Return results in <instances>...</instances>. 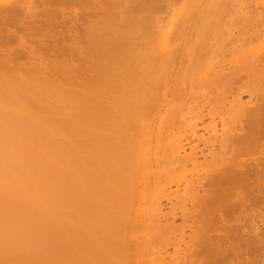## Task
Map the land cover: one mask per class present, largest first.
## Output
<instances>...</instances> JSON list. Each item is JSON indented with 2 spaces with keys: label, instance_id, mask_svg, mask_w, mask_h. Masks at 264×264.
<instances>
[{
  "label": "bare ground",
  "instance_id": "obj_1",
  "mask_svg": "<svg viewBox=\"0 0 264 264\" xmlns=\"http://www.w3.org/2000/svg\"><path fill=\"white\" fill-rule=\"evenodd\" d=\"M85 1H86V3L89 1H92L90 3H93V0H88V1L85 0ZM100 1L98 0V2H100ZM131 1H133V0H131ZM131 1L129 0V2H131ZM186 1L192 2V4H191L192 7L189 5L190 3L187 2V4L189 5V8H188V6H187V8L189 10L186 7H184V8H186V10L183 8V10H185V12L182 10V12H184V13H186V11H189V12H187L188 14H183V16H182V17L186 16L185 20L182 19L183 21H185V23H183V21L179 18V17H181V15L177 14L179 19L178 18H177V20L175 19L176 22L174 21L173 22L174 25L173 24L172 25L174 26L173 28H175V26H176L177 27L176 29H178V27H179L180 30L176 31L175 29H173L171 27L173 30L170 31L173 33V35L175 33V35L178 37L180 35H181L180 37L183 36L182 39L184 38V36L187 33L185 29L189 28L188 27L189 23H190L189 21H191L192 14H193L192 11H195L196 10L195 8H197L198 4L199 3L201 4V2L203 0H186ZM227 1L228 0H219V1L215 0L214 2L211 1L210 3L213 6L211 5L212 7L210 6V9L214 8L213 10L211 9V15H209L210 10H207L208 8L206 9L202 6L204 8V10H203L204 12H203L202 11L203 8L200 7L201 12L204 13L201 16L203 17V15H205V13H206V15L208 14L209 16H211V18H210V25H211V21H212L211 19L212 18L213 19H214V17L217 18V15H220L219 18H221V14L222 15L224 14L226 16V14H225L226 9H224V5ZM234 1L235 0H233V2ZM236 1L238 3L239 0H236ZM42 2L43 1L40 0V3H42ZM74 2L71 1L70 3H74ZM76 2L78 4L79 1L77 0ZM76 2H75V5H77ZM105 2H108V1L102 0L100 2V4L98 5V7H100L101 5L104 4L107 6L106 8H110V6L112 5L111 6L112 9H115L114 13L117 10L116 15H114L117 18H118L117 13H119L117 8H119V5H120L119 11L123 12L126 10V7H128L125 5L129 4L128 0L127 1L125 0V2H124V0L123 1L122 0H116V1L110 0V2H112L114 4V6L116 5L115 6L116 8H115V7H113V4H111L110 2H108L110 4V6H108L109 4L108 3L106 4ZM206 2H208V1H206ZM233 2H232V4H233ZM241 2L244 4L243 0ZM241 2H240V4H241ZM90 3H88L87 7L88 8L92 7L94 9L96 8L95 9L96 12L99 11V13H100L99 14L97 12L99 14V17H98V15H96V12L94 11V9H92L93 12L90 13L91 17L93 16L96 18V20L94 19L95 21L93 20V22H95V26L92 22H91L92 24H90V21H92V19L87 20L85 17V20H87L90 25L84 23V21H83V28L80 27L81 28L80 29L79 27L76 26L75 31L77 32V30H76L77 28H79L82 31L85 30L84 34L87 35V40L91 38L90 40L92 41V38H93V42L95 40H98V42L97 41H95V42H97L99 44L101 42L102 38H104L106 41L107 38L110 36V35H108L109 33L106 34L105 31L107 28H105V26L108 27L110 30L112 28V25H111V28L109 26L110 23L113 24V22H114V25H115V24H117L116 22H118V21H121V22L123 21L124 23L127 22V20L123 19L124 15H126L124 13H126V12H123L124 15L122 14V12H120L121 16L119 15V18H118L119 20L115 21L117 18L115 19V18H113V16H111V15H113L111 12L112 10H106L104 5H103V6H101V8L103 9V12H102L101 11L102 9L95 6L98 3L94 2L93 3L94 5H92ZM116 3H118V5ZM122 3H124L123 7L121 6ZM134 3L135 2L133 1V4ZM196 3H198V4H196ZM205 3L203 1L204 6L205 5L207 6V3L206 4ZM214 3H216V4L218 3L219 5L218 4L215 5ZM29 4L30 3L28 0H14L12 2L10 0H5L4 2L0 3V33L1 34L6 33L3 31V29L5 28V30H6V22H8L10 18H12V17L17 18V17H19V15H21V14L24 15L26 12H27V18L26 17H25L26 19L25 18H17L20 20H18V21L16 20V26L15 27H17V24L19 21H20V23H21V21L22 22L25 21V24L27 27V23L29 21L30 26L28 24V27H31V29L33 27L35 28V24H36V27L38 26L37 29L39 28L40 25H38V24H41V23L40 22L35 23V21L33 22V20L36 18L35 15H33V14H36L35 12H37V11L40 12L42 10L39 8H36L37 6L34 8ZM133 4L130 3V6ZM185 4H186V2H185ZM235 4H236V2H235ZM235 4L233 6H236ZM43 5H45V4L44 3L40 4V7ZM195 5H196V7L194 8ZM228 5L232 6V5H230V2H227L225 7ZM257 5L259 6V4H257ZM214 6H217V11H216V8ZM220 6L223 7V9L221 11H220V8H221ZM229 6L227 7V10H230ZM242 6H244V5H242ZM262 6H264V5L262 4ZM262 6H261V8H262ZM58 7H56V8L52 7V8L57 9ZM239 7H241V6H239ZM30 8H34V10L39 9L37 11L32 10L33 14L30 15V18L32 17V19H30L28 17V13L30 14V12H31ZM52 8H50V10L52 12H54V10H52ZM25 9H27V10L25 11ZM42 9H43V7H42ZM121 9H125V10H121ZM190 9H192V10L190 11ZM60 10H62V7L59 9V11ZM131 10H132V8H131ZM205 10H207V11H205ZM214 10H215V12H214ZM227 10H226V13L230 12ZM244 10H246V9L244 8ZM28 11H30V12H28ZM44 11L45 10L42 11L44 16L46 15V13L51 12L49 10H46L48 12L45 13ZM59 11H57V12H59ZM104 11L105 12L108 11L109 13L108 12L105 13ZM126 11L128 14V10H126ZM218 11H220L222 13H220ZM260 11H261V9H260ZM179 12H180V14L182 13L180 10H179ZM201 12H200V14H201ZM212 12H214L216 15H212L213 14ZM243 12H245V11H243ZM51 13H49V14H51ZM84 13H86V11H84ZM101 13H103V14H101ZM110 13H111V15H110ZM233 13H235V14H233ZM248 13H249V11L245 14L249 15ZM104 14L106 15V17L104 16ZM236 14L238 15L237 8H236V11L234 10V12H232L231 16L236 15ZM36 15H37L36 20H38L40 18V16H39V14H36ZM100 15H101V18H100ZM258 15H260V14H258ZM33 16L35 17L34 19H33ZM50 16H52V15H49L48 17H50ZM84 16H85V14H84ZM110 16H111V18H110ZM129 16H130V14H129ZM188 16L190 18H188ZM242 16H244V14L241 15V17ZM67 17H69V16H67ZM28 18L30 20H32V22L34 23V24L33 23L32 24L34 26L30 23V20ZM42 18H40L41 21H43ZM46 18H43V19H45V21H46ZM130 18L131 17H129V19ZM172 18H174V17H172ZM205 18H206V16H205ZM205 18H202L203 22H204V20L207 21V19H205ZM232 18H233V16H232ZM104 19L109 20V21H111V20L113 21L114 19L115 20L113 22L111 21L109 23L106 20H105V22L102 21ZM198 19L199 18H196V20L200 21V24H201V20H202L201 17H200V20H198ZM208 19H209V17H208ZM26 20H27V22H26ZM47 20H49V19H47ZM53 20H55V19H53ZM79 20H81L80 17H79ZM79 20L78 21L75 20V21H77L75 23H78ZM171 20L173 21V19H171ZM180 20L182 21V23ZM196 20H194V21H196ZM222 20H225V19H222ZM50 21H52V19ZM58 21H60V20H58ZM64 21H66V22L71 21L70 22V24H71L73 20H71V18H68ZM177 21L179 23H181L182 25L179 23H178V26L175 25L177 23ZM11 22L12 21H10L9 23H11ZM53 22H54V24H56V21H53ZM60 22H62V19ZM63 22H62V24L61 23H58V24L59 25L61 24L60 26H63V24H64ZM102 22H104V24ZM217 22L220 23L221 21L219 22V20H217L216 23ZM243 22H245V21H243ZM48 23H51V22L48 21L47 24ZM75 23H74V25L70 26L71 31L68 29V32L69 31L72 32V30L74 29V27H72V26H75L76 25ZM98 23H99V25H98ZM194 23L195 24H192L193 26L196 25V22H194ZM198 23L199 22H197V25L195 27L199 26ZM204 23H206V22H204ZM212 23H213V21H212ZM19 24H18V26H19L18 29L22 26L21 24H23L24 26L21 27V29L23 30V27H25V24L21 23L20 24L21 26ZM68 24H66V25L68 26ZM80 24H79V26H80ZM84 24H86L88 28L86 27V25L84 26ZM183 24L186 28L183 26ZM14 25H15V23H14ZM50 25L51 24H49V26ZM66 25H65V27H63V31H64V28H66ZM179 25H181V27ZM203 25L205 26V28L207 30L208 24H206V25L203 24ZM98 26L99 27L101 26V27L99 28ZM234 26L235 25H233L231 27L232 30H233ZM9 27H7V28H9ZM26 27L24 28V30L27 32L29 28H27V30H26ZM51 27H53V25ZM96 27H98L99 29H96ZM113 27H115V26H113ZM116 27H120V25L117 24ZM195 27H193V28H195ZM200 27H203V26L201 25ZM86 28L90 29V31L86 30ZM101 28H103V29H101ZM199 28L194 29L193 32L195 33L197 30L196 33H198V34L195 33L196 34L195 38L189 37V40L185 43L183 50L181 49L182 50L181 59L180 60L178 59L179 61H181V64H182V61L184 62V60L186 61V59H187L188 62L186 61L184 63H186V65L189 64L190 66L187 65V66H189V68H194L195 64H193L194 60H192V59H194V57L197 56L196 54L200 55L199 53H195V49L198 48V46H200V45L202 46V44H198V45L195 44L192 46L189 44H191L192 40H194L196 43H198L196 40L201 42L200 40H202V38H204V36H205V35L204 36L201 35V33H203L202 31H204L205 28L204 27H203L204 29L201 28L202 31ZM9 29L7 30L8 34H9V32H10V34H11V32L12 33L14 32V31H12V29L9 31ZM100 29H101V31H100ZM116 29H114V30H116ZM130 29H131V27H130ZM239 29H241V28H239ZM32 30L29 29V32ZM35 30H33V32ZM54 30H56V28L53 29V31ZM58 30H62V29L57 28V31ZM66 30H67V28H66ZM98 30H99V32H98ZM103 30H105L104 32L108 37L105 38V35H103V33H102ZM167 30H166V32H167ZM198 30H199V32H198ZM25 31H20L23 33L21 35L19 33H17V35H20V37L22 35L24 36V37L22 36L21 38H19V36H18L19 40L23 41V39H25V40L27 39L28 41L31 42V40H33V38L40 40L41 39V38H39V36H40L43 38V39H41V42L43 43V40H45V43H46V40L49 41L48 38L52 37L51 33H54L53 31L51 33L50 32L47 33L48 32L47 31L46 32L47 34L44 35L45 37L41 36V34L39 33V35L37 34L36 37L31 36L29 38V36L27 35L28 32L26 33ZM49 31H51V30H49ZM82 31L78 32V33L82 34ZM87 31H89V32H87ZM93 31L96 32V36L94 35L95 33H93ZM118 31H120V30H118ZM174 31H176V32H174ZM33 32H32V34L34 35V34L40 32V30L35 31L36 33H33ZM68 32L66 31V33H65V32L61 31V32H59L60 34H58V35L63 36L65 33V34L69 35V37H71V39H72L73 38L72 35H70V33L68 34ZM73 32H74V30H73ZM73 32H72V34H73ZM76 32H74L75 35H73V36H75L77 38L79 36V34ZM109 32H111V31H109ZM113 32L114 31H112V33ZM177 32H178V35L176 34ZM206 32L208 33V30ZM206 32H204L203 34H205ZM218 32L215 34V35H218V37L223 34L220 32L218 34ZM263 32L264 31H262V33ZM61 33H63V34H61ZM100 33L102 34V36H100L101 35ZM130 33H132V31H130ZM230 33H229V35H230ZM76 34L78 36H76ZM90 34H92V36ZM97 34H99V35L97 36ZM240 34L243 35L242 33H240ZM6 35H0V46H2L0 49H2L4 47L3 51H5V52H3L1 50L4 53V55L7 54L6 51L8 49L6 48L7 50H5V47H7V46H4L3 44L6 45V44L11 43L10 38ZM25 35L27 36V38H25L26 37ZM58 35H56V36H58ZM257 35H255V36H257ZM263 35H264V33H263ZM54 36L55 35H53V38H56ZM59 36L57 38H59ZM81 36L83 37V39L86 38V36L84 38L83 35H80L79 36L80 38L78 37V39L80 41L82 39ZM114 36H115V34H114ZM176 36H174V37H176ZM189 36H190V34H189ZM201 36H203V37H201ZM261 36H262V34L259 37H261ZM64 37H66V36L64 35ZM88 37H90V38H88ZM96 37H98V38L102 37V38L99 41L100 38L98 39ZM180 37L176 41L179 42V40H181ZM220 37H222V36H220ZM232 37H233V35H232ZM44 38H46V39H44ZM53 38L50 39V41L52 40L51 42L54 41ZM66 38H68V37H66ZM167 38L169 39V37H167ZM167 38H166V40H167ZM172 38L173 37L171 36V39ZM186 38H187V36H186ZM210 38H211V36H210ZM254 38L257 39V37H254ZM15 39L17 40V38H15ZM61 39H62L61 40L62 42L61 41L60 42L65 43V44H63L64 48H66L68 45L70 46V44L68 42H71L72 40L74 43L73 45L77 46V44H75V42H77L78 39L76 40L75 38H73L71 40L69 38L70 40L67 41L68 45L65 42L66 40L63 42L62 37H61ZM74 39H75V41H74ZM112 39H114V38H112ZM259 39L261 40V38H259ZM19 40H17V41L21 42ZM87 40H86V42H87ZM154 40H153V43L156 44L154 42ZM163 40L165 41V39H163ZM224 40L225 39L220 38L218 41L222 42ZM263 40H264V38H263ZM26 41H23L24 42V44L22 43L23 46L21 43H19L22 48L25 46L26 49H30V51H27V54H26L27 57H25V58H29L30 56L28 57V53H30L31 55L34 54L35 55L34 57H38L39 60L41 61L39 56H41V54H44V52H42L40 54L41 51L39 48L35 49V50H38L37 55H38V53L40 55L36 56L35 51L32 52L34 50L33 48L37 47L35 45L37 42L35 44L27 43L30 46V48H29L28 45H25ZM56 41H58V40H56ZM194 41H193V43H195ZM243 41L245 42V40H243ZM18 42H16V43L18 44ZM41 42L39 41L37 43V45L39 43L41 45H43ZM172 42H173V40H171V43ZM247 43H249V40ZM14 44H12L13 48L14 47L17 48V45L14 46ZM30 44L33 47L32 49H31ZM47 44H44V45L46 46ZM54 44H55L54 42L52 44H48V45L52 46V48H50V47L49 48L47 47V48L54 50L55 46L57 47L60 45V44L59 45H54ZM98 44L95 43L96 48H97ZM101 44H102V42H101ZM107 44H109V43H107ZM164 44H167V45L165 46L166 48H164V50H162V51H160V49H159L160 45L158 46L159 47L158 49H155L156 48L155 46L157 45L156 44V45H154V47L150 46L151 51H152L151 53L148 54V53L144 52V54H148L150 56L149 57L147 55L150 59L147 58L146 55H144L142 57H144V58L146 57L149 60L152 59V62H151L152 65L150 64V61H148L146 58L145 59L148 61L147 64H149V65L145 66V63L147 61L146 62L142 61V63H144L142 68L139 67L138 64L135 65L139 68V70L137 69L138 70L137 72L143 71L141 74H143V73L144 74H143V76L141 75L142 78L139 77V79H137V80L134 79L137 81V83H134L135 84L134 89L133 88L130 89L128 85H124L127 83L126 80H124V79L129 80L128 75L125 74V72L129 71V70H126V71L121 72V73H120V71L115 72V70H113V68L112 69L107 68V70L106 69L103 70L104 67L98 64V66H100V68H98V70H99V72L102 70L101 72H102L103 76L101 73H100L101 75H99L97 72L99 77L102 76V79L100 78L101 79L100 80L98 78V76L96 75L97 76L96 78H98L100 80V81L98 80L100 83L98 82V84H97V81H96V86H94L95 83L93 85V83L91 82V85H93V88H95V89L90 94H88L89 92L88 93L85 92L86 91L85 87H83V88L78 87L77 88V85L72 84V83L77 82L78 80L75 79V77H74V78H72V80H76V81L71 82L70 78L72 75L69 76L70 74L68 73V70H67L68 68L65 69L66 64H65V66H63L64 63H61V64H63L62 65L63 68L65 67L64 68L65 71H64V69L62 67H60L61 64L59 66V62H58V64L56 61L53 62L57 65V67L59 66L58 68L63 69L62 73H60V74L66 82L65 85H64V83L59 81V80H61V79H58L59 76L57 74H59V73L56 72L57 74H55V72H53V69L51 71V69L49 70L48 67H46V66H49V63L47 65L43 61L49 60L50 55H55V54H51L52 52L54 53V51L50 50L51 52L49 53V56L46 55V57H47V58H45L46 60L44 59V56H41V58L43 60L41 62L40 61L39 62H40V64L42 63V64H45L46 66H42V64L39 65V63H38L37 65H39L41 67H37L36 63L38 61V58L36 61L34 60L36 58L33 59L36 62L35 66H34V64H33L34 61L32 63V60H31L32 57H31V58H29L31 60V62L28 61V59L24 58L26 64L24 66V63H22L23 67H25L22 69L20 66H22L21 62H23L24 59H22V61L17 60V63L20 62V66L17 65L16 61L14 60L15 61L14 63L17 66H19L18 68H17V66L14 68V66H15V65H13L14 63H12V61H10V59L6 58L8 56V54L5 56V58H6L5 59L3 57L4 56L3 53L1 52L3 56L2 55H0V56H2L4 58L3 60L8 61V63L6 62L8 65L5 63V61L2 62L3 61L1 59L2 57H0V59H1V62H0V264H172L173 263L172 261H174V263H178V264H190L189 261H193V260L188 259V257L190 256L188 249H189V246H194V244H193L194 239L196 240V238H197V236H196L197 223L199 225L201 224L204 226V227L201 226L202 229H204L203 234H204V237L206 239V241H204V242H214V244H215L214 246L217 245L215 248H218V249L221 247L220 243H222V242L228 243L229 242V245L225 243L227 245V246L226 245L225 246L228 247L227 253L228 254L230 253L229 255L225 254L224 251L220 250V252H223V255H224L223 260H225V259H227V257L231 256L229 259H231L232 264H264V262L262 260L257 261V259H259V257H260L259 253H257V251L259 249L260 250L263 249V251H264V212H263V209H264V101L261 99L260 100L263 102L259 101V98L264 99V97H262V96L259 97V94H260L259 89L262 90L261 88H264V42L258 43L256 45L253 44V46H251V48L249 47V49H246L245 51H243L242 47H238L239 46L238 45V46H236L237 48L235 47V49L230 50V53L228 54L229 58L225 55V52L227 51V49H226L227 47H223L224 50H222V52L220 50L221 58L224 59L227 57V62H226V60L225 61L223 60L225 63V66H226V64H228L230 66L231 65L230 63H233L237 66L239 64L245 65V68H244L245 69V77H247V78L246 79L244 77L243 78H244V80L248 79L247 81H250L251 85L249 84L250 86L248 87V85H245L243 82H242V84H240V82L238 81L241 86L237 85L239 87L235 86V88L236 87L237 88L233 89L234 88L233 85H235V84H232V82H234L233 80L227 79L228 81L229 80L232 81L230 84V86L232 85L231 86L232 88H229L230 86H228L229 85L228 83L230 81L227 83L228 85H226L227 88L224 85V83H222L225 86V88L227 89V91L226 90L225 91L232 98L230 101H228L227 99H225V100H227V101H225L223 99L224 97L219 95L220 97H222V99L225 102L229 103V106L226 103L228 107H225L226 105H224V108H225L224 110L226 111L225 113L223 110L220 111L219 106H218L219 109L218 108L216 109L214 107L216 110L215 111L213 109L214 112L207 111V112H209V114L206 113V114H208L206 116H209V117L211 116L210 119H212V120L209 121L208 125L206 124L207 126L205 125V128H204V126L203 127L201 126L202 129H204L206 132H208V136L205 139H204L205 136L202 138V137L196 135V133H197L196 130L198 128V126L196 124V122H197L196 120L199 119V121H200L203 118H205V117H201V119H200L199 116H201V115L204 116L205 114L203 115V113H201L204 111V106H203V111H201L199 109L200 108L199 106L202 105L203 102H205V104L208 105V102H210V104H211V103H213V101L215 99H218V98H215L213 100L212 98H209L210 101H208L207 97L212 96L214 91L213 92H212V90L210 91L211 87L206 88L205 86L208 87L209 85L212 84V88H213V85L215 86L214 87L215 89H216V87L217 88L220 87V84L218 86V84H217L218 82H216V81L219 80L220 78H221L220 80H222V81H223V79L225 81L226 78H230L231 73L228 72V74L230 73L228 75V74H226L227 71H229L231 69L230 71L232 73H235V70L237 69V67L234 65V67H236V69L234 70L233 64H232V66H231L232 68H229V66H226V68L227 67L228 68H227V71H225L226 69L224 68L223 62H222V66H221V63L219 62L220 66L219 67L217 66L216 68H212L214 65L211 68L209 66H207L209 63L208 62L206 65V68H207L206 69L205 67H203L204 64H203V66L201 65L202 63H204L203 61H205V60L202 61L200 58L197 57L199 59V61L197 63H199L203 67V69H202V71L200 70L197 73V76L193 75L195 77L194 81H195V79H197L195 82L194 81L193 82L196 84V82L198 81L197 85L199 86V88L201 87V89L199 91L203 92V90L207 89L203 93L206 95V92H207V94L209 95V96H205V95L201 96V97L205 96L204 97L205 99L201 98V97L198 99V97L200 95H202L203 93L201 94V92H199L200 94H198L197 89H199V88L197 87V85L195 87V84L193 85V82L191 80V78L193 79V76H191L192 72L190 74L189 71H188L189 73L187 71L186 72L184 71L187 67L184 65V63H183V66H185V67H182V68H184V70L181 69L182 70L181 71L178 68L180 71H177L179 75L181 74V77H179V75H177L175 72L174 74H176V77H175V75H173V76L176 79H175V82L172 83V80L170 78V76H171L170 74L172 71L171 69H173V65L175 64L174 58H176L175 55H176V52L178 51V49H177L178 47L174 46L172 44V45H170L171 48L174 47V48H176V50L170 49V47L168 46V42L164 43ZM176 44L180 45V42L176 43ZM204 44H205V42H204ZM206 44H207V42H206ZM242 44H243V42H242ZM245 44H244V46H245ZM10 45H8V46H10ZM53 45H54V47H53ZM63 45L61 44L58 47V49L61 48V49H63V51L65 50V52H67V50L63 48ZM65 45H67V46H65ZM78 45H79V42H78ZM86 45H88V44H86ZM92 45H94V43ZM103 45L104 44H102V45L99 44V46H102V47H103ZM43 46H41V47L43 48ZM69 46L67 47V49L71 48ZM204 46H205L204 47L205 49H203V46H202V48L199 47V49H198V52H199V50H202V51H200V53L204 57H206L204 55V54H206V53H204V51H207V50L209 51L207 53H210V51L212 53L213 52L216 53V51L218 50L217 53L220 55V52H219L220 48L216 47L215 44H214V46H210V48L207 47V49H206V46H208V45H204ZM246 46H247V44H246ZM248 46H250V44H248ZM21 47H19V45H18L17 50L21 51V49H22ZM86 47H88V46H86ZM194 47H196V48H194ZM9 48L11 49L12 47H9ZM74 48H76V47H74ZM208 48L211 50H209ZM215 48H217V50ZM26 49L23 48V50H26ZM70 50L72 51L74 49L71 48ZM70 50H69V52H71ZM81 50H78V52H80ZM10 51H12V49ZM74 51H72V52H74ZM96 51L97 50H95V52ZM14 52H15V49H14ZM21 52L24 53V51H21ZM48 52L49 51H47V53ZM58 52L61 53L60 51H58ZM95 52L93 54H95ZM170 52H173V53L175 52L174 56H172V53H170ZM223 52H224V54H223ZM88 53H89V51H88ZM84 54L87 55V53H84ZM98 54H99V52H98ZM193 54H195V55H193ZM81 55H82V53H81ZM96 55H94V56H96ZM219 55H218V58H220ZM223 55H225L226 57H222ZM236 55L240 58L241 61H239V59L236 58ZM71 56H73V53L69 57L67 55V57H68L67 59H71ZM212 56H211V58H212ZM230 56H231V58H230ZM17 57H18V55H17ZM50 57H52V56H50ZM207 57H208V55H207ZM8 58H9V56H8ZM144 58H142V60H144ZM214 58L215 57H213L212 59H214ZM96 59L98 60L99 58H96ZM117 59H119V58H117ZM229 59H230V61H229ZM53 60H51V61H53ZM130 60H132V59H130ZM139 60H140V58H139ZM197 60H195L194 63H196ZM200 60L202 61V63ZM9 61L11 62V64H9L10 63ZM27 62L29 64L31 63L30 67L28 66L29 64H27ZM61 62H63V61H61ZM68 62L72 63L70 61H68ZM134 62L137 63L136 60L135 61L133 60V62L131 61V63H134ZM2 63H5V64H2ZM65 63H66V61H65ZM69 63H67V66ZM127 63H129V62H127ZM142 63L140 62L139 64H142ZM55 64H50V65L55 66ZM94 64H95V62H94ZM191 64H193V65H191ZM199 64L198 65L196 64L195 68H196V66H198V68H199ZM12 65H13V68H11ZM31 65L34 66L35 68L33 69ZM75 65L72 63V66H75ZM113 65H115V64H113ZM7 66L8 67L11 66V67L8 68ZM26 66H28V67H26ZM91 66H89V67H91ZM117 66L118 65H116V67ZM120 66H121V64L119 65V67ZM122 66H123V64H122ZM125 66L122 68L117 67L116 71L122 70L123 68H125ZM127 66H128V64H127ZM130 66L132 67L131 70L135 67L133 64ZM181 66L182 65H180V67ZM57 67L55 66L52 68H55V70H56ZM112 67H115V66H112ZM136 68H134V74H133V70H132V72L130 71L131 73L130 72H126V73H128V74L130 73L129 76L135 75V78H136V76L138 77L140 75V73H138V75H136L137 74V72L135 73ZM140 68L142 69V71H140ZM204 68H205V70H204ZM89 69L92 71L91 68H89ZM178 69H175V70H178ZM238 69L240 70V68H238ZM69 70H70V68H69ZM79 70H78V72H79ZM232 70H234V71H232ZM218 71H219V77H220V75H222L220 78L218 77ZM222 71H225V72L222 73ZM80 72H81V70H80ZM122 73L124 74L125 77L127 76L128 78L127 77L125 78ZM184 73L185 74L188 73L189 76L187 77L186 76L187 74L185 75ZM238 73L239 72H237V74ZM56 75L58 77H56ZM120 75H122L124 77L123 78L121 76L123 78L121 80H124L126 83H122L121 80H119L121 77H118V76H120ZM199 75H201V76L199 77ZM226 75H227V77H226ZM78 76H80V75H78ZM234 76H235V74H234ZM81 77H83V75ZM81 77H80V79H81ZM92 77L95 79V76H92ZM198 77H199V80H198ZM210 77H212V79H210ZM83 78H85V77H83ZM131 78L132 77H130L129 81L132 80ZM185 78H188L187 82H189V83L187 86H189V84H190V88L187 86H184L185 84H183V83L186 81ZM235 79H237V78L234 77V80ZM249 79H252V82ZM69 80H70V83H68ZM81 80L79 81V83L81 82ZM138 80H139V82H138ZM239 80H241V79H239ZM87 81H89V80H87ZM247 81H246V83H248ZM187 82H185V83H187ZM215 82H216V85H215ZM79 83H78V86H80ZM175 83L176 84L178 83L175 87H176V92L179 91V93L177 94V96L175 94H173L172 91H174V88L172 87L173 89L171 92L176 97L171 96V97H173V99L171 102H168V99H167L168 95H169L168 91L170 90V87ZM219 83H220V81H219ZM80 84H82V82ZM84 84H85V82L83 83V85ZM87 84L88 83L86 82V85ZM138 84H141V86L136 87V85L138 86ZM181 84H182V86H180ZM88 85L90 86V88L92 87L90 85V83ZM129 85L131 86L132 83L130 84V82H129ZM177 86H179V87H177ZM224 86H222V87H224ZM87 88H89V87H87ZM225 88H223V89H225ZM82 89L84 90L85 93L82 91ZM89 89H87V90L89 91ZM190 89H192V90H190ZM195 89H196V91H195ZM193 90L195 91V94H194ZM216 90H215V92H217L216 94L218 95L219 90L218 89H216ZM225 91H224V93H225ZM190 92L194 94V97L191 96ZM222 92H223V90H222ZM227 93H225V94L228 96ZM242 93H245V95L248 96L247 101H242V98H241ZM187 94L190 95V96L189 95L188 96H189V98L191 97L192 100H194L195 98H196V100L198 99L197 102L195 100L192 101V102H195L198 104L197 107H196V105L193 107L194 110L192 109V105L190 103L191 101H189L188 96H186ZM195 95H197V96L195 97ZM184 99H186L185 101H187V99H188V103H190V104L186 103V104H188V105H186L184 103L185 102ZM201 99L203 101H201ZM206 99H207V103H206ZM219 99L216 100L215 102H218V103L220 102L219 104L222 103L221 105L223 106V104H225V102L222 99L221 100H219ZM258 101L261 103H259ZM167 102H168V108L170 110L168 108L167 109L170 112L172 110H174L175 113L176 112L178 113V114H176L179 116V120H177L178 116H176V118H177L176 120L178 122H181L183 120V119L181 120V118H183L182 114H184V112L188 113L191 111L190 112L191 117H192V115L195 116L192 120L193 122L191 121V123L185 122L186 120L182 121V122H185V124L193 125L192 127H191V125L189 126V128L191 127V130L188 129V127H186L188 125L185 126L193 134V139H195L194 138L195 136H198V138L196 137V139H195L196 143H194V140L192 139L193 143L195 145L194 144H192L191 146L189 145V148H188L189 152H187V153H186V151H187L186 148L188 147V144H187L188 140L186 141L187 138H185L186 136L184 135V133H182V134L180 133V129H181L180 127H182V125L180 126L178 123V126H179L178 130L179 131L177 130V128H176L177 131L172 130L173 129L172 125L170 126V123H169L170 120L166 119L170 115H168L169 113L167 112L168 110H166V108H165L166 106L164 107L165 109L163 108V104L166 105ZM183 105H186L187 108L190 106L191 108L189 107L190 109L188 108L189 109L188 110L186 107L184 108ZM182 106H183V108H182ZM176 107L180 108L181 111L180 110H178V111H180L182 114L180 112H178L177 109L175 110ZM247 107H248V109H247ZM163 109L165 110L164 112L162 111ZM184 109H186L187 111L186 110L184 111ZM245 109L248 110V111H246V113H244ZM217 111L223 112V113H221V115H218L219 113H217ZM175 113L172 112L170 114H175ZM245 114H247V117L245 116ZM243 116H244V119H247V120H245V125H246L245 128L246 129H245L244 133H242L244 131L243 130L244 129L243 128L244 123L243 124L240 123V121L243 120ZM172 117H173V115H172ZM216 117L218 118V121H220V126H221V127H219L220 128V134L218 133L219 130L217 131L218 126H217L216 121L214 120ZM168 119H171V118H168ZM174 119L173 120L171 119L173 121L171 124H174V121H175ZM194 119L196 122L194 121ZM166 122L168 123V125L166 126V128H165V126L163 128V125L167 124ZM201 123H202V121H201ZM235 124H237V125H235ZM170 128H172L171 130L173 132L170 130ZM186 128H185V130H186ZM164 129H165V132L166 131H171V132H166L167 135L164 136V133H165ZM183 130H184V128H183ZM238 132H239V135H237V136H239V138L236 139L237 140L236 141L235 138L237 136H233V133L238 134ZM230 137H231V139H229ZM190 138H192V137H190ZM199 138H200V143L202 140L203 143L204 142L206 143L205 144L206 146L208 144L211 145V146L209 145L211 148L208 149L210 151L207 150L208 154L205 153L206 156L204 157V159L201 158L202 162H201V160L199 161L197 159V157H199L200 155H201V157H203L202 156L203 154H201V149L199 151L200 155L199 154L197 155L198 145H196V144H199V141L197 143V140H199ZM233 138L236 141V142L234 141L236 146L231 141ZM190 140H189V142H190ZM192 140H191V142H192ZM258 143H260V145L257 146ZM205 145H204V148H206ZM195 147L197 149L196 151H195ZM167 150H168V153H167ZM181 153H182V155H181ZM209 156H210V159L207 158ZM198 161L201 163H199ZM164 162H166L167 165L166 164L164 165L163 164ZM175 165H176V167H175ZM188 165L191 166V167H189V170L187 169ZM172 166H173V168L175 167L177 169L176 170H174L175 168L172 169ZM209 174L212 177V178L209 177L211 180L204 183V184H207L208 185L207 187L209 188L208 194H207L208 197L206 196L205 198H202V199H204L203 202L200 201L202 203L199 202L200 205H202V207H200V205L198 203V206L200 208H202L204 211V213H202L203 212L202 210L201 211L199 210V212H198L197 208H199V207H197V204H196L197 202L195 203V199H196V201L198 200L197 198L201 194L199 196H197L196 194L199 193L200 191L202 192V194H205L203 192V189L200 190L198 188H200V187L205 188L206 185H204L202 182L206 181L205 177L207 175L209 176ZM188 176L191 179H188L189 178ZM195 177L199 178L198 181L196 179L197 182L200 181L199 186L203 184L204 187L200 186V187L196 188V186H194L195 189L199 190V192H197V191H196V193H194L195 191L191 192V194H192L191 197L193 195H196L197 197L193 196L195 198H193V197H192L193 199L191 198L194 203L191 200L187 201V203L191 204V208H189L190 205H188V207H187V204H185L186 201L184 202V200L190 199L189 198L190 194L188 195L187 193H190V191H192L191 190L193 187L192 185L195 184L198 186V184L195 183L196 181L195 182L191 181V180H194ZM200 178L203 181H201ZM173 180L177 184V188L174 186V188H176V189H174V194L177 198H181L182 201H181V205H179L180 201H178V200H177L178 203L176 201H175V203H172L174 200V197L173 198L171 197L172 198V202H171L172 206L171 207L172 208L174 207L175 209L176 208L180 209L179 210V212H180L179 216H181L183 219V220L181 219L182 220L181 223L186 224L189 221L191 222V223H189L190 225L187 223L188 224L187 228L190 230L191 233L187 236V233L185 234L184 231H182V229H184L185 226L181 229V231H180V229H178L182 235V237L180 238V241H181L180 243L184 244L183 245L184 248L181 247L182 248L181 249L179 247V245H180V244L178 245L179 239L171 242L173 246L171 245L170 242H168V245L170 244L171 247L174 248V250L172 248V251L175 252L173 255L170 254L172 256V258L169 257L170 261H168L169 260L168 256H170V255H169L168 251L166 250V246H165L166 244L164 245L165 242L164 243L160 242L161 244L159 246L155 247L152 242H147V240H146V242H144V248H142L141 242L137 241L140 239V237L137 235L138 232L136 230L139 227L141 229L143 227H144V229H146V227H148L147 232L146 231H144L143 233L141 232L142 234L148 233L147 235H149V231L152 229H154L155 232H156V230L157 231L159 230L158 225H156V229L154 228L155 227L154 222H156L158 224V223L162 222L161 221V220H163L162 218H165V216H166V214L163 213L165 215L163 217V214L161 212L162 206L160 205V201L165 196H167V198H168L169 193L171 195L172 191L169 188H168V190H170L171 192H169L166 189H167L168 185H171L170 183ZM182 182H184L185 184L184 183L183 184L186 186H184L182 184L183 185L182 188L184 189V190L181 189L182 191L180 190L181 187H179V190L181 191L179 194L178 186ZM192 182H193V184H192ZM160 183L161 184L163 183L162 185L164 187H166V189L164 187L162 188V186H160ZM190 184L192 187L190 186ZM182 185H180V186H182ZM195 189H193V190H195ZM205 190H207V188ZM166 191H168L169 193H167ZM183 191L186 195L183 194ZM165 192H166V194H164ZM177 194H179V197ZM182 195L186 196L187 198L185 197V199H183ZM204 196L205 195H203V197ZM160 197H162V198H160ZM171 198L169 197L170 201H171ZM159 199H160V201H159ZM165 200L167 203L170 202L168 199H166V197H165ZM183 203H184V205L182 206ZM142 204L144 205V207H143L144 210L142 208V206H143ZM171 204L169 203V205H171ZM175 204L178 206H176ZM211 204H217V205L220 204L222 206L221 208H223V206H226V204H227V206H226L227 208L225 210L215 214L212 212L213 209H211L212 211L208 209L209 205L211 206ZM160 207H161V209H160ZM157 209L161 213L158 214ZM141 211H142V213H141ZM169 211H171V210H169ZM176 212H175V214H176ZM197 212L200 214V216ZM160 216L162 218H159ZM173 216H174V214H173ZM173 216H172L173 222L171 221L172 224L175 221L174 219L177 218V217H175L176 215L174 216V218H173ZM153 220H154V222H153ZM155 220H158L159 222L155 221ZM255 221H258L260 223V226L257 225ZM139 223L140 224L143 223L142 226H140ZM153 224H154V226L153 227L151 226L152 228L149 227L150 225H153ZM161 224H162V226H161ZM161 224H159V226H161L162 228H165V227H166V229L168 228L167 226L164 225L163 222ZM143 225H146V226H143ZM181 226H183V225H180L179 228ZM175 227H178V226H175ZM260 227H262V228H260ZM169 228H170V225H169ZM162 230H164V229H162ZM162 230H160L161 231L160 233H162ZM150 232H152V231H150ZM198 233L199 232H197V235L200 236ZM134 234H136L138 236V237L135 236L136 238H138L137 240L135 238H133ZM151 234L154 237L155 233L154 234L151 233ZM184 234L189 239L186 242H184V237H185ZM149 236H151V235H149ZM144 237L146 238L145 234H144ZM148 237L146 239H148ZM149 239H148V241H149ZM200 239H202L201 236H200ZM157 240H159V239H157ZM202 241H203V239L200 241L203 244ZM162 244L165 247L164 246L161 247ZM229 250H230V252H229ZM152 251H156V252L152 253ZM163 251L166 254L168 253V255L163 254ZM189 251H191V250H189ZM212 251L214 252V250H212ZM263 251H262V253H263ZM161 252H162V254H161ZM193 253H191V254H193ZM217 253H218V257H219V255L220 256L222 255L221 253H219V251ZM217 253H215V255ZM256 254H258V255H256ZM158 255H160V256H158ZM164 255H166V257H167L166 259H168L167 261L169 263L166 262ZM211 255H213V253ZM153 256L156 257V258H154V260H153ZM201 257H204V256H201ZM190 259H192V258H190ZM262 259H264V258H262ZM194 262L198 263V261H195V260L191 263H194ZM223 262H222V264H223Z\"/></svg>",
  "mask_w": 264,
  "mask_h": 264
},
{
  "label": "rangeland",
  "instance_id": "obj_2",
  "mask_svg": "<svg viewBox=\"0 0 264 264\" xmlns=\"http://www.w3.org/2000/svg\"><path fill=\"white\" fill-rule=\"evenodd\" d=\"M4 1H5V0H3V1L0 0V3H1V2H4ZM10 1L12 2V1H14V0H10ZM28 1H29V3H30L29 5H31V6L34 7V8L37 6L36 8H39V9H41L42 11L45 10V11H44L45 13L48 12V11H46V10L51 11L50 8H52V7H54V8H56V7H58V6H59V7H58L57 9H53V8H52V10H54V12L51 11L53 14H52L51 12H48V13H46L45 16L43 15L42 11L39 12V11H37V10H39V9H37V10L35 9V10L37 11V12H35V13H36V14H39L40 18H42L43 16H44L43 18H46V17H47V18H46V21H45V19H43V18H42L43 21H41L39 17H38L39 19L36 20V19H37V15L32 13V12H33L32 10H34V8H30V9H31V10H30L31 12L28 11V12H30V14L28 13V17L30 18V15L33 14V15H35V17H36V18H35V17L33 16V19L35 18V19L33 20V22L35 21V23H36V22H40V23H41V24H38V25H40V26H39L40 29H39V28L37 29L38 26L36 27V24H35V28H34V27H33V26H34V25H33L34 23L32 22V20H30V19H32V17H31L30 19L28 18V19L30 20V23H31V24L33 23V24H32V25H33L32 27H33L34 29H33V28H32V29H33V30L36 29L35 31H39V30H40V32H38V33H36L35 31L33 32V30L31 29V27H28L29 21H28V23H27V27H26V24H25V21H24V20L27 18V12H26L24 15H23V14L19 15V17H17V18H25V17H26V18L23 20L24 22L21 21V23H24V24H25L26 30H27V28H29L30 30H32V31L29 32V29H28V31H27L28 33L24 30L25 27H23V30L21 29V27L24 26V25L21 24L20 21L18 22V24L20 23L22 26L19 24L21 27L18 29L19 26H18V24H17V27H15V26H16V20L18 21V20H20V19H17V18H14V17L10 18L9 21L6 22V30H5V28L3 29V31L6 32V33H4V32H3L4 34H1V33H0V35H6V34H7L6 36H8V37L10 38V40H11V43L6 44V45L3 44L4 46H7V47H5V50L8 49V50L6 51V53L8 54L9 58H8V56H7L6 58H7V59H10V61H12V63H14L15 61H16V63H17V60H18V61H22V59H24L25 57H27V56H26L27 51H30V49H26V47L24 46L23 48H25L26 50H23V48L20 46L19 43H21V44L23 43V44H24L23 41H26V40H27V39L25 40V39H23V38H22L23 41H22V40H19V38H21V37L23 36V35H22V36L20 37V35L23 34V33L20 32V31H25V32L27 33V35L29 36V38H30L31 36H33V37L35 36V37H36V35H37V34L39 35V33L41 34V36H44V35H46V34L49 33V32L51 33V32L53 31V29L56 28V30L53 31L54 33H51V36H52L51 38H53V35H55L54 37H56V38H53V40H54L53 42L55 43L54 45H59V44H60V45H61V44L63 45V44H65V43H61V42H62V41H61V40H62L61 37H62V38H63V42L66 40V41H65L66 44L68 45V43H69L70 46H69V45H68V46L71 47L72 49H74L75 51L72 50V51H74V52H72V51L70 50L71 48L67 49V47H68L67 45H65V46H67L66 48H64V45H63V48L66 49L67 52H65V50L63 51V49H61V48L58 49V47H59L60 45L57 46V47L55 46L56 49L54 48V50L48 49L49 47L52 48V46L48 45V44H52V43H53V42H51L52 40L50 41L51 38H48L49 41L46 40V43H45V40H43V43H42V42H41V39H43V38L40 37V36H39V38H41L40 40H39V39L37 40L36 38H35L36 40H35L34 38H33V40L30 39L31 42L27 40L25 45H28L27 43L35 44L36 42L38 43L39 41H40L43 45L48 43L46 46L44 45L46 48H45L43 45H41L40 43H39L38 45H37V43H36L35 45H36L37 47H34V48H33L32 45L30 44V45H31V49H32V48L34 49L32 52L35 51L36 56H38V55H40L42 52H44V54H41V56H44V59L47 58L46 55L49 56V53H50L51 51H54V53L52 52L51 54H55L56 56H55V55H50V56H52V57L49 56V58H50V59L52 58L51 60H53L54 58H55V59L57 58V59H56V60L54 59L53 61H51L49 58H48L49 60H46V59H45L47 62H46V61H43V62H45L47 65H48V63H49V66H46L45 64H42V63H41L42 66H46V67H48V69H49V70L51 69V71H52V69H53V72H55V74L59 73V74H57L59 77H58L57 75H56V77H58V79H61V80H59V81L62 82V83H64V85H65L66 82H65V80L63 79V77L61 76L60 73H62L63 69L65 68V67L63 68V66H65V64H66V68H65V69L68 68L67 70H68V73L70 74L69 76L72 75L71 78H70L71 82H72V81H73V82L76 81V80H72V78H74V77H75V79L78 80L77 82L72 83V84L77 85V88H78V87H80V88L85 87V90H86L85 92H87V93L89 92L88 94H90V93L95 89V88H93L94 83H95L94 86H96V81H97V84H98V82L102 79V76H103V74H102V72H101L102 70L99 72L98 68H100V66H98V64L104 67L103 70H105V69L107 70V68H109V69H112V68H113V70H115V72H119V71H120V73H121V72H124V71H126V70H129V71H126V72H130V71L132 72V70H133V74H134V68L137 67V66H135L136 64H138V66L142 68V66H143V64H144V63H142V61H143V62H146V61L148 60V61H150V64L152 65V63H151V62H152V59L149 60V59H150V58H149L150 56L148 55L149 53L152 52L150 46H153V47H154V45L157 44V45L155 46V47H156L155 49H158V48L160 47L159 49H160V51H162V50H164V48H166L165 46L167 45V44H164V43H167V42H168V46L170 47V49H175V50H176V48H174V47L171 48L170 45H172V44H173L174 46H177V47H178V48H177L178 51L176 52V55H175L176 58L173 57L174 60H175V64H174L175 66L173 65V69H171L172 71H171V74H170V75H171L170 78H171V80H172V83H174V82H175V79H176V78H175V77H176V74L179 75L177 71H180L181 69L184 70V68H182V67H185V66L189 65V64L186 65V63H184V62L187 61V59H186V61L184 60V62L182 61V64H181V61H179V60L181 59V54H182V50H183V48H184V45H185V43L189 40V37H191V38L194 37V38H195L196 34H198V33H196L197 30H196V32H195L196 34L193 32L195 28L198 29L201 25L205 28V26H204L203 24H205V25L208 24V25H209V26L207 25V27L209 28V29L207 28L208 33L206 32V31H207L206 28H205V29H204L203 27H200V28H199V29H201V28L204 29V31H202V29H201V31H202L203 33L206 32L205 34L201 33V35H203V36L205 35V36H204L205 39L202 38V40H200L201 42H199L198 40H196L198 43H196L194 40H192L191 44H189V45L192 46V45H195V44H197V45H198V44H202L203 49H205V48H204V47H205L204 45H208V46H206V49H207V47L210 48V46H214V44H215L216 47L220 48V49H219V52H220V50H221V52H222V50H224L223 47H227V48H226L227 51H226V52L224 51V52H225V55L228 57V54L230 53V50L235 49V47L238 46V45H239L238 47H242V48H243V51H245L246 49H249V47L251 48V46H253V44L256 45V44H258V43H263V42H264V40H263V38H264L263 33H264V32L262 33V31H264V9H263L264 6H262V4L264 5V2H263L264 0H261V1H260V0H243V1H244V4L241 2L242 0H241V1L239 0L238 3H237L236 0H235L234 2H233V0H230V1L228 0L227 2H230V5H232V6H229V5H228V6L230 7V8H229L230 10H227V7H228V6L225 7V5H226L227 2L225 3V5H224V9H226L227 11H230V12H227V13H226V10H225V14H226V16H225L224 14H223V15L221 14V18H222V19H225V20H222L221 18H219L220 15H217V18H218V19H217L216 17H214V19H213V18L211 19V20L213 21V23H214V24H213L212 21H211V25H210V18H211V16H209V15H211V9H212V8L210 9V6H211L212 4H211L210 2H211V1L214 2L215 0H214V1H213V0H210V1H209V0H206V1H208V2H206L205 0H203L204 3H205V2L207 3V6H206V5L204 6L203 1L201 2V4H200V3H199V4L196 3V4H198V6H197V8H195L196 5L194 6V8H195L196 10H195V11H192L193 14H192L191 21H189L190 23L188 22V23H189V26H188L189 28L187 29V28L184 26V24H183V26L186 28L185 30H186L187 33H186V35L184 36L185 39H184V38L182 39L183 36H182V37H180L181 35L179 36V37L181 38V40H179L180 45H179V44H176V43H179L178 41H176V40H178L179 37L176 36L175 33H174V35H173V33L170 32V31L173 30V29H175L176 31H177V30H180L179 27H178V29H176V28H177L176 26H175V28H173V27H174V26H173V25H174L173 22H174V21L176 22V20H177V18H178V15H177V14L181 15V17L183 16V14H188L187 12H189V11H186V13H184V12H185L187 6H188V8H189V5L191 6L192 2H188V1H186V0H133V1L135 2V3L133 4V1L130 0L131 2H129V0H128L129 4L125 5V6H128V7H126V10H128V14H127V11H126L125 9H121V10H125V11H123V12H126V13H124V14H126L127 16L124 15L122 11H119L120 5H119V8H117V9H118V12H119V13H117L118 18H119V15L121 16L120 12H122V14L124 15L123 19L127 20V22L125 21L126 23H124L123 21H122V22H123V23H122L121 21H118L119 19H118L116 16H114V15H116L117 10H116V12L114 13V10H115V9H112V7H111L112 5L110 6V4L108 3V2H110V0H107L108 2H105V3H106V4L108 3V4H109L108 6H110V8H106L107 6L104 5V4H103V5H104V7H105L106 10H112L111 12H112L113 15H111V13H110V15L113 16V18H115V19L117 18L116 20H115V19H114V20H115V21H118V22H116V23H117L118 25H120V27H116L117 24L114 25V22H113L114 20H113V21L111 20V21L113 22V24H111V23H110L111 21H109V20H106V19L102 20V21H104V22H105V20L108 21V22L110 23V25H109L110 28H111V25H112V28H111L110 30H109L108 27L105 26V28H107V29H106V31L103 30V32H102L103 35H105V38L108 37L106 34L109 33L108 35H110V36H109L110 38H109V37L107 38V40H106L107 42H106L105 39L102 38V37H99L100 39H99L98 37H96V38L99 39V41H100L101 38H102L101 42H102V44H104L103 47H102V46H99V44H100V45H102V44H101V42L98 44V43H97L98 40H95L96 38H95L94 40L97 41V42H95V41L93 42V38H92V41H91V40H90V39H91L90 37H88V38H90V39L87 40V35L84 34V31H85V30H83V31L80 30V29H81L80 27L83 28V21H84V23H86V24H88V25H90V24L93 23L94 26H95V22H93V20H94V19L96 20V18L93 17V16L91 17V14H90L91 12H93L92 9H94V8H92V7H91V8H88V7H87L88 3L92 2V1H89V2L86 3L85 0H78L79 2H78V4H77V2H76L77 0H71L72 2H74V1L76 2L77 5H75V2H74V3H70V2H71L70 0H66V1H65V0H42V1H43L42 3H44L45 5H43V6H41V7H40V4H42V3H40V0H28ZM33 1H34V2H33ZM57 1H58V2H57ZM68 1H69V2H68ZM87 1H88V0H87ZM99 1H100V0H99ZM101 1H102V0H101ZM101 1H100V2H101ZM111 1H112V0H111ZM115 1H116V0H115ZM122 1H123V0H122ZM126 1H127V0H126ZM218 1H219V0H218ZM245 1H246L247 3H246ZM256 1H257V2H256ZM35 2H36V3H35ZM94 2L98 3V4L95 5L96 7H98V5L100 4V2H98V0H95V1L93 0V3H94ZM124 2H125V0H124ZM128 2H127V3H128ZM185 2H186V4H185ZM187 2L190 3V4L188 5ZM224 2H225V1H224ZM232 2H233V4H232ZM235 2H236V4H235ZM240 2H241V4H240ZM251 2H252V3H251ZM48 3H49V4H48ZM51 3H52V4H51ZM57 3H58V4H57ZM93 3H90V4L94 5ZM102 3H103V2H102ZM102 3H101V4H102ZM110 3L113 4L112 2H110ZM130 3H132L133 5L130 6ZM194 3H195V2H194ZM206 3H205V4H206ZM50 4H51V5H50ZM56 4H57V5H56ZM72 4H73V5H72ZM116 4L118 5V3H116ZM120 4H121V3H120ZM125 4H126V3H125ZM183 4H184V5H183ZM214 4L217 5L218 3H217V4L214 3ZM234 4H235L236 6H233ZM257 4H259V6H258ZM38 5H39V6H38ZM71 5H72V6H71ZM103 5H101V6H103ZM193 5H194V4H193ZM218 5H219V4H218ZM242 5H244V6H242ZM245 5H246V6H245ZM44 6H45V7H44ZM51 6H52V7H51ZM79 6H80L81 8H80ZM101 6L98 7V8L102 9ZM115 6H116V5H115ZM115 6H114V4H113V7H115ZM121 6L123 7V6H124V3H122ZM129 6H130V7H129ZM202 6H203L204 8H206V9L208 8L207 10H210V12H209L210 14H209V15H208V14L206 15V13H205V15H203V17L201 16L202 14H204V13H203V12H204V11H203L204 8H203ZM212 6H213V5H212ZM212 6H211V7H212ZM239 6H241V7H239ZM256 6H257V7H256ZM261 6H262V8H261ZM42 7H43V9H42ZM46 7H47L48 9H47ZM49 7H50V8H49ZM61 7H62V10L59 11V9H60ZM77 7H78V8H77ZM117 7H118V6H117ZM184 7H186V8H184ZM191 7H192V6H191ZM191 7H190V8H191ZM200 7L203 8V9H202L203 12H201V8H200ZM214 7L216 8V11H217V6H214ZM220 7H221V6H220ZM231 7H232V8H231ZM235 7L237 8V13H238V15H237V14H236V15H232V16H233V18H232L231 14H232V12H234V10L236 11V8H235ZM64 8H65V9H64ZM115 8H116V7H115ZM124 8H125V7H124ZM131 8H132V10H131ZM183 8H184L185 10H183ZM188 8H187V9H188ZM199 8H200V9H199ZM233 8H234V9H233ZM240 8H241V9H240ZM244 8H245L247 11L244 10ZM254 8H255L256 10H255ZM259 8L261 9V11H260ZM27 9H28V8H27ZM27 9H25V11H26ZM71 9H72V10H71ZM74 9H75V10H74ZM95 9H96V8H95ZM95 9H94V11L96 12ZM129 9H130L131 11H130ZM213 9H214V8H213ZM213 9H212V10H213ZM218 9H219V8H218ZM222 9H223V7L220 8V11H221ZM253 9H254V10H253ZM257 9H258V10H257ZM35 10H34V11H35ZM56 10L59 11V12H57ZM76 10H77V11H76ZM98 10H99V9H98ZM179 10H180L181 12H182V10H183L184 12H182V13L180 14ZM188 10H189V9H188ZM191 10H192V9H190V11H191ZM193 10H194V9H193ZM198 10L201 12V14H200V12H199ZM207 10H205V11H207ZM232 10H233V11H232ZM240 10H241V11H240ZM242 10L245 11V12H243ZM252 10H253V11H252ZM61 11H62L63 13H62ZM84 11H86V13H84ZM101 11L103 12V9H102ZM220 11H218V12H220ZM248 11H249V13H248L249 15L245 14V13H247ZM55 12H56V13H55ZM60 12H61V13H60ZM73 12H74V13H73ZM80 12H81V13H80ZM97 12L99 13V11H97ZM97 12H96V15H98V17H99V14H100V13L98 14ZM104 12H105V11H104ZM106 12H108V11H106ZM106 12H105V13H106ZM131 12H132V13H131ZM214 12H215V10H214ZM214 12H212V13H213L212 15H216ZM258 12H259V13H258ZM49 13H51V14H49ZM58 13H59V14H58ZM108 13H109V12H108ZM216 13H217V12H216ZM220 13H222V12H220ZM235 13H236V12H235ZM235 13H233V14H235ZM48 14H49V15H52V16L54 15V16H53L54 18H53L52 16L48 17V16H49ZM78 14H79V15H78ZM82 14H83V15H82ZM84 14H85V16H84ZM87 14H88V15H87ZM93 14H94V13H93ZM101 14H103V13H101ZM129 14H130V16H129ZM217 14H218V13H217ZM227 14H228V15H227ZM240 14H241V15L244 14V16L241 17ZM258 14H260V15H258ZM76 15H77V16H76ZM86 15H87L88 17H87ZM94 15H95V14H94ZM140 15H141V16H140ZM250 15H251V16H250ZM67 16H69V17H67ZM75 16H76V17H75ZM104 16L106 17L105 14H104ZM111 16H110V18H111ZM125 16H126V17H125ZM128 16L131 17V18L129 19ZM189 16H190V15H189ZM189 16H188V18H190ZM199 16L201 17V19H202V18H205V16H206L205 19H207V21L204 20V22H206V23H204V22H203V19H202V20H201V24H200V21H197V20H196V18H199L198 20H200V17H199ZM207 16L209 17V19H208ZM234 16H235V17H234ZM58 17H59V18H58ZM60 17H61V18H60ZM79 17L81 18V20H79ZM83 17H84V18H83ZM85 17H86L87 20H91V19H92V21H90V24H89V22H88L87 20H85ZM90 17H91V18H90ZM96 17H97V16H96ZM98 17H97V18H98ZM108 17H109V16H108ZM172 17H174V18H172ZM181 17H179L181 20H182V19L185 20V17H186V16H184V17H182V18H181ZM247 17H248V18H247ZM250 17H251V18H250ZM68 18H71V20H73L71 24H70L71 21H70V22H66V21H64V20H66V19H68ZM76 18H77V19H76ZM82 18H83V19H82ZM100 18H101V15H100ZM102 18H103V17H102ZM113 18H112V19H113ZM179 18H178V19H179ZM227 18H228V19H227ZM243 18H244V19H243ZM47 19H49V20H47ZM51 19H52V21H50ZM53 19H55V20H53ZM61 19H62V22L64 21V22H63V23H64L63 26H60V25L62 24V22H60ZM171 19H173V21H172ZM175 19H176V20H175ZM193 19L196 20V21H194ZM215 19H216V20H215ZM220 19H221V20H220ZM235 19H236V20L238 19V20L236 21ZM239 19H240V20H239ZM242 19H243V20H242ZM245 19H246V20H245ZM252 19H253L254 21H253ZM256 19H257V20H256ZM58 20H60V21H58ZM69 20H70V19H69ZM75 20H77V21L79 20V22H78V23H75V22H77V21H75ZM95 20H94V21H95ZM97 20H98V19H97ZM100 20H101V19H100ZM131 20H132V21H131ZM181 20H180V21H181ZM186 20H187V19H186ZM214 20H215V21H214ZM217 20H219V22H220V21H221V22H220V23H218V22L216 23ZM227 20H228V21H227ZM230 20H231V21H230ZM251 20H252V21H251ZM10 21H12V22L9 23ZM44 21H45L46 23H45ZM48 21L51 22V23H48V24H47ZM53 21H56V24H54ZM67 21H68V20H67ZM81 21H82V22H81ZM138 21H139V22H138ZM178 21H179V20H178ZM178 21H177V23L175 24V25H177V26H178V23H179ZM182 21H183V20H182ZM182 21H181V23H182ZM243 21H245V22H243ZM26 22H27V20H26ZM87 22H88V23H87ZM91 22H92V23H91ZM97 22H98V21H97ZM97 22H96V23H97ZM99 22H100V21H99ZM104 22H102V23L104 24ZM194 22H196V25H197V22H199V23H198L199 26H197L198 28L195 27L196 25H195V26L192 25V24H195ZM202 22H203V23H202ZM207 22H208V23H207ZM227 22H228V23H227ZM251 22H252V23H251ZM14 23H15V25H14ZM58 23H61V24L59 25ZM68 23H69V24H68ZM74 23L76 24L75 26H72V27H74V29H73L74 32H76V31H75V27H76V26L79 27L80 29L77 28V29H76V30H77L76 33L82 31V34H80V33H78V34H79V36H80V35H83V36L85 35V36H86V38H85V36H84L85 39H83V37L81 36L82 39H83L84 41H83L82 39H81V41H80V40L78 39L79 36H78L77 34H76V36H78L77 38H76L75 36H73V35H75L74 32H73V30H72L73 34H72V32H70V31H71V30H70V29H71L70 26H71V25H74ZM80 23H81L82 25H81ZM119 23H120V24H119ZM121 23H122V24H121ZM127 23H128V24H127ZM153 23H154V24H153ZM181 23H179V24H181ZM183 23H185V21H183ZM232 23H233V24H232ZM242 23H243V24H242ZM244 23H245V24H244ZM255 23H256V24H255ZM11 24H12L13 26H12ZM44 24H45V25H44ZM49 24H51V25L49 26ZM66 24H68V26H67ZM77 24H78V25H77ZM79 24H80V26H79ZM86 24H84V26H85ZM103 24H102V25H103ZM106 24H107V23H106ZM170 24H171V25H170ZM172 24H173V25H172ZM239 24H240V25H239ZM52 25H53V27H51ZM65 25H66L67 30H66V28H64V31H63V27H65ZM98 25H99V23H98ZM123 25H124V26H123ZM125 25H126V26H125ZM181 25H182V24H181ZM181 25H179V26L181 27ZM233 25H235V26H234L235 28L233 27V30H232L231 27H232ZM241 25H242V26H241ZM250 25H251V26H250ZM260 25H261V26H260ZM9 26H10V27H9ZM29 26H30V24H29ZM58 26H59V27H58ZM91 26H92V25H91ZM103 26H104V25H103ZM113 26H115V27H113ZM121 26H122V27H121ZM163 26H164V27H163ZM169 26H170V27H169ZM186 26H187V25H186ZM213 26H214V27H213ZM238 26H239V27H238ZM243 26H244V27H243ZM7 27H9L10 29L7 28ZM12 27H13L14 29H13ZM43 27H44V28H43ZM50 27H51L52 29H51ZM86 27H87V25H86ZM89 27H90V26H89ZM98 27H99V26H98ZM98 27H96V29H99L101 26H100L99 28H98ZM130 27H131V29H130ZM137 27H138V28H137ZM171 27H172L173 29H172ZM193 27H195V28H193ZM46 28H47V29H46ZM57 28H58V29H59V28L62 29V30H58L59 32L62 31V32H65V33H66V31L68 32V29H69L70 31L68 32V34L70 33V35H72L73 38H75L76 40L78 39L77 42H75V44H77V46H74V45H73V44H74V43H73V40H72L73 38L71 39V37H69V35H67V34L64 33V35H65L66 37H68V38L64 37V35H63V36H61V35L59 36L58 34H60V33L57 31ZM87 28H88V27H87ZM87 28H86V30H89V31H90V29H87ZM94 28H95V27H94ZM105 28H104V29H105ZM113 28H114V29L117 28V29L114 30ZM122 28H123V29H122ZM182 28H183V27H182ZM239 28H241V29H239ZM8 29H9V31L12 29V31H14V32H13V33L11 32V34H10V32H9V34H8V33H7V30H8ZM43 29H44V30H43ZM45 29H46V30H45ZM92 29H93V28H92ZM101 29H103V28H101ZM101 29H100V31H101ZM157 29H158V30H157ZM167 29H168V30H167ZM253 29H254V30H253ZM49 30H51V31H49ZM108 30L111 31V32H109ZM118 30H120V31H118ZM166 30H167L168 33L166 32ZM191 30H192V31H191ZM205 30H206V31H205ZM209 30H210V31H209ZM217 30H218L220 33H223L222 35H220V36H222V37H220V36L218 37V35H215V34L218 32ZM245 30H246V31H245ZM47 31H48V32H47ZM89 31H87V32H89ZM94 31H95V30H94ZM94 31H93V33H95L94 35L96 36V32H94ZM96 31H97V30H96ZM104 31L106 32V34H105ZM112 31H114V32L112 33ZM121 31H122V32H121ZM130 31H132V33H130ZM176 31H174V32H176ZM201 31H200V32H201ZM211 31H212L213 33H212ZM257 31H258V32H257ZM32 32H33V33H36V34L33 35ZM44 32H45V33H44ZM46 32H47V33H46ZM98 32H99V30H98ZM98 32H97V33H98ZM133 32H134V33H133ZM165 32H166L167 34H166ZM189 32H190V33H189ZM191 32H192V33H191ZM198 32H199V30H198ZM219 32H218V34H219ZM230 32H231L232 34H231ZM243 32H244V33H243ZM253 32H254V33H253ZM17 33H19L20 35H17ZM29 33H30V34H29ZM56 33H57V34H56ZM91 33H92V32H91ZM164 33H165V34H164ZM170 33H171V34H170ZM181 33H182V32H181ZM193 33H194V34H193ZM229 33H230V35H229ZM240 33H242L243 35H241ZM258 33H259V34H258ZM260 33L262 34L261 37H259V36L261 35ZM13 34H14V35H13ZM52 34H53V35H52ZM61 34H63V33H61ZM88 34H89V33H88ZM100 34H101V33H100ZM114 34H115V36H114ZM124 34H125V35H124ZM132 34H133V35H132ZM176 34L178 35V32H177ZM189 34H190V36H189ZM206 34H207V35H206ZM227 34H228V35H227ZM257 34H258V35H257ZM9 35H10V36H9ZM12 35H13V36H12ZM16 35H17V36H16ZM48 35H49V34H48ZM56 35H58L59 38H57L58 36H56ZM90 35L92 36V34H90ZM98 35H99V34H97V36H98ZM121 35H122V36H121ZM168 35H169V36H168ZM193 35H194V36H193ZM223 35H224V36H223ZM232 35H233V37H232ZM240 35H241V36H240ZM255 35H257V36H255ZM15 36H16V37H15ZM18 36H19V38H18ZM25 36H26V35H25ZM100 36H102V34H101ZM116 36H117V37H116ZM128 36H129V37H128ZM130 36H131V37H130ZM162 36H163V37H162ZM171 36L173 37L172 39H171ZM174 36H176V37H174ZM186 36H187V38H186ZM203 36H201V37H203ZM210 36H211V38H210ZM243 36H244V37H243ZM253 36H254V37H257V39H258L259 41H258L256 38H254ZM14 37L17 38V40H19V41H21V42H18ZM23 37H24V36H23ZM44 37H45V36H44ZM49 37H50V36H49ZM103 37H104V36H103ZM165 37H166V38L169 37V39L167 38V40H166ZM201 37H200V38H201ZM25 38H27V36H26ZM69 38H70L72 41L67 43V41L70 40ZM79 38H80V37H79ZM112 38H114V39H112ZM117 38H118V39H117ZM162 38L165 39L166 42H165ZM207 38H208V39H207ZM209 38H210V39H209ZM215 38H216L217 40H216ZM220 38H223V39H225V40L222 41V42H220V41H218ZM259 38H261V40H260ZM14 39H15V40H14ZM44 39H46V38H44ZM75 39H74V41H75ZM103 39H104V40H103ZM108 39H109V40H108ZM110 39H111V40H110ZM138 39H139V40H138ZM154 39H155V40H154ZM156 39H157V40H156ZM161 39H162L163 41H162ZM198 39H199V38H198ZM213 39H214L215 41H214ZM253 39H254V40H253ZM56 40H58V41H56ZM86 40H87V42H86ZM137 40H138V41H137ZM153 40H154V42H155L156 44L153 43ZM169 40H170V41H169ZM171 40H173L174 43H173V42L171 43ZM243 40H245V42H244ZM248 40H249V43H247ZM252 40H253V41H252ZM256 40H257V41H256ZM60 41H61V42H60ZM175 41H176V42H175ZM193 41H194L195 43H193ZM202 41H203V42H202ZM236 41H237V42H236ZM239 41H240V42H239ZM246 41H247V42H246ZM13 42H14L15 44H14ZM16 42H18V44H17ZM58 42H59V43H58ZM78 42H79V45L81 44L80 46L78 45ZM80 42H81V43H80ZM91 42H92V43H91ZM157 42H158V43H157ZM204 42H205V44H204ZM206 42H207V44H206ZM238 42H239V43H238ZM242 42H243V44H242ZM71 43H72V44H71ZM90 43H91V44H90ZM93 43H94V45H92ZM95 43L98 44L97 48H96ZM105 43H106V44H105ZM107 43H109V44H107ZM188 43H189V42H188ZM240 43H241V44H240ZM245 43L247 44V46H246ZM251 43H252V44H251ZM10 44H11V45L14 44V46L17 45V48H15V47L13 48V45L11 46ZM23 44H22V46H23ZM86 44H88V45H86ZM89 44H90V45H89ZM151 44H152V45H151ZM153 44H154V45H153ZM203 44H204V45H203ZM244 44H245V46H244ZM248 44H250V46H248ZM8 45H10V46H8ZM18 45H19V47L22 48L21 51H24V53H22L21 51L17 50V49H18ZM54 45H53V47H54ZM159 45H160V46H159ZM178 45H179V46H178ZM28 46H29V45H28ZM41 46H43V48H42ZM72 46H73V47H72ZM78 46H79V47H78ZM86 46H88V47H86ZM158 46H159V47H158ZM168 46H167V47H168ZM202 46L200 45V46H198V48L194 47V48H196V49H195V53H199L200 55L196 54L197 56H195L194 59H192V60L195 61V60H197L198 58H200L202 61L205 60L206 62L203 61L204 63H202V61L200 60L201 63H202L201 65L203 66V64H204L203 67H205V68H206V65H207L208 62H209V63H208L207 66H209L210 68H211L213 65H214L215 67L213 66L212 68H216L217 66L219 67V66H220V65H219L220 63H221V66H222V62L224 63L225 60H226V62H227V57H226L225 55H223L222 57H226V58L222 59V58H221V52H220V55L217 53V51H218L217 48H215L217 51L214 49V50L216 51V53H214V52L212 53L211 51H210V53H207V52H209L208 50H207V51H204V50H203L204 53H206V54H204L206 57H204V56L200 53V51H202V50H199V52H198L199 47L202 48ZM1 47H2V46H0V48H1ZM9 47H12V48H11L12 51H10L11 49H10ZM47 47H48V48H47ZM74 47H76V48L78 47V48L76 49V48H74ZM92 47H93V48H92ZM94 47H95L96 49H95ZM100 47H101V48H100ZM125 47H126V48H125ZM153 47H152V48H153ZM3 48H4V47H3ZM3 48L0 49V55H2L3 52H5V51H3V50H4ZM6 48H7V49H6ZM27 48H28V47H27ZM29 48H30V46H29ZM38 48L40 49L41 52L39 51L40 54L38 53V55H37L38 50H35V49H38ZM41 48H42V49H41ZM80 48H81L82 50H81ZM99 48H100V49H99ZM121 48H122V49H121ZM161 48H162V49H161ZM209 48H208V49H209ZM228 48H229V49H228ZM236 48H237V47H236ZM14 49H15V52H14ZM45 49H46L47 51H49V52L47 53V51H46ZM60 49H61V50H60ZM90 49H91V50H90ZM94 49L97 50V51L95 52ZM181 49H182V50H181ZM1 50H2L3 52H2ZM50 50H51V51H50ZM57 50L60 51L61 53H59ZM69 50H70L71 52H69ZM78 50H81L82 52H81V51L78 52ZM85 50H86L87 52H86ZM111 50H112V51H111ZM209 50H211V49H209ZM17 51H18V52H17ZM88 51H89V53H88ZM170 51H171V50H170ZM173 51H174V50H173ZM212 51H213V50H212ZM228 51H229V52H228ZM1 52H2V53H1ZM8 52H9V53H8ZM32 52H31V53H32ZM45 52H46V53H45ZM76 52H77L78 54H77ZM94 52H95V54H93ZM98 52H99V54H98ZM144 52H145V53H148V54H144ZM224 52H223V54H224ZM65 53H66V54H65ZM72 53H73V56H71V59H67L70 55H72ZM81 53H82V55H81ZM84 53H87V55H85ZM170 53H172V56H174V53H175V52H174V53H173V52H170ZM202 53H203V52H202ZM226 53H227V54H226ZM7 54H6V55H7ZM23 54H24V55H23ZM83 54H84V55H83ZM96 54H97V55H96ZM142 54H143V55H142ZM3 55H4V53H3ZM3 55H2V56H3ZM6 55H4L3 57L5 58ZM17 55H18V57H17ZM65 55H66V56H65ZM67 55H68V57H67ZM76 55H77V56H76ZM94 55H96V56H94ZM121 55H122V56H121ZM130 55H131V56H130ZM144 55H146V56L148 55L149 57L147 56V58H149V59H147V58L145 57V58L147 59V60H146L144 57H142V56H144ZM193 55H195V54H193ZM201 55H202L204 58H203ZM207 55H208V57H207ZM212 55H213V56H212ZM218 55H219L220 58H218ZM2 56H0V57H2ZM29 56H30V57H29ZM34 56H35L34 54L31 55L30 53H28V57H29V58L32 57V58H31L32 63H33L34 60L36 61L37 58H38V57H34ZM41 56H39V57H40V59H41V61H42L43 59L41 58ZM53 56H54V57H53ZM64 56H65V57H64ZM82 56H83V57H82ZM90 56H91V57H90ZM92 56H93V57H92ZM200 56H201L202 58H201ZM211 56H212V58H213V57H215V58L212 59ZM3 57L1 58L2 60L4 59ZM19 57H20V58H19ZM72 57H73V58H72ZM84 57H85V58H84ZM151 57H152V56H151ZM197 57H198V58H197ZM6 58H5V59H6ZM29 58H25V59H28V61L31 62V60H30ZM34 58H36V59H34ZM65 58H66V59H65ZM80 58H81V59H80ZM96 58H99V59L97 60ZM106 58H107V59H106ZM117 58H119V59H117ZM120 58H121V59H120ZM139 58H140V60H139ZM142 58H144L145 61L142 60ZM192 58H193V57H192ZM207 58H208V59H207ZM228 58H229V57H228ZM230 58H231V56H230ZM236 58H238L239 61H241L240 58H239L237 55H236ZM1 59H0V62H1ZM25 59H24L23 62H21V65H22V63H24V66H25V64H26ZM33 59H34V60H33ZM58 59H59V60H58ZM126 59H127V60H126ZM128 59H129V60H128ZM130 59H132V60H130ZM178 59H179V60H178ZM206 59H207V60H206ZM209 59H210V60H209ZM211 59H212V60H211ZM14 60H15V61H14ZM85 60H86V61H85ZM89 60H90V61H89ZM101 60H102L103 62H102ZM117 60H118V61H117ZM133 60H134V61L136 60L137 63H135V62H134V63H131V61L133 62ZM192 60H191V61H192ZM208 60H209V61H208ZM223 60H224V61H223ZM4 61H5V63H6V62L8 63L7 60H3L2 62H4ZM10 61H9V62H10ZM26 61H27V60H26ZM35 61H34V63H33L34 66H35V63H36ZM39 61H40V60H39V58H38V61H37V63H36V66H37V67H41V66H39V65H41V64H40L41 61H40V62H39ZM48 61H49V62H48ZM55 61L57 62V64H58V62H59V66H60L61 63H64V65L61 64V66H60V67L63 68V69L61 68L62 70H61L60 68H58L59 66L57 67V65H56L55 63H53V62H55ZM61 61H63V62H61ZM65 61H66V63H65ZM68 61L72 62L74 65L76 64V65H75L76 67H75V66H72V63H69ZM98 61H99L100 63H99ZM109 61H110V62H109ZM139 61H140L142 64H139V63H140ZM148 61L145 63V66L149 65V64H147ZM191 61H190V62H191ZM194 61H193V64H195V65H196V64H197V65L199 64V63H197V62L199 61V59L196 61V63H194ZM212 61H213V62H212ZM229 61H230V59H229ZM94 62H95V64H94ZM127 62H129V63H127ZM187 62H188V61H187ZM210 62H211V63H210ZM219 62H220V63H219ZM5 63H2V64H5ZM7 63H6V64H7ZM38 63H39V65H37ZM67 63H69L68 66H67ZM102 63H103V64H102ZM117 63H118V64H117ZM183 63H184L185 66H183ZM205 63H206V64H205ZM228 63H229V62H228ZM9 64H11V62H10ZM27 64H29V63L27 62ZM30 64H31V63H30ZM30 64L28 65L29 67H30ZM50 64H55V66L57 67L56 70H55V68H52V67H55V66H52V65H50ZM113 64H115V65H113ZM120 64H121V66L119 67ZM122 64H123V66H122ZM127 64H128V66H127ZM129 64H130V65L133 64L135 67L133 66L134 68L131 70L132 67H131ZM193 64H191V65H193ZM215 64H216V65H215ZM217 64H218V65H217ZM230 64H231L230 66H229L228 64H226V66H229V68H232L231 66H232L233 63H230ZM7 65H8V64H7ZM13 65H15L14 68H15L17 65L20 66V62L17 63V65H16L15 63H14ZM13 65H12V67H11V66H9V67L7 66V67H8V68H10V67L13 68ZM62 65H63V66H62ZM88 65H89V66L92 65V66L89 67ZM93 65H94V66H93ZM111 65H112V66H115V67H112ZM116 65H118V66H117L118 68H122V67H124L125 65H126V66H125V68H123L124 70L122 69V70H117V71H116V69H117ZM140 65H141V66H140ZM177 65H178V66H177ZM180 65H182V66L180 67ZM195 65H194V68H189L190 65L187 66L188 68L186 67V69H185L184 71H185V72H186V71H187V72L189 71L190 74H191V72H192V75H191V76H193V75H194V76H195V75L197 76V73H198L200 70L202 71L203 67L199 64V68H198V66H196V68H195ZM223 65H224V68L226 69L225 71H227V68H228V67L226 68L225 63H224ZM234 65H235V64H233V69L235 70L236 67H237V69H236L237 71L235 70V73H232V72L230 71V70H231V69H230L229 71H227L226 74H228V72H230L231 74H230V73H229V74H230L231 77L229 76L230 78H226L227 75H226V77H225L226 80H227V79H231V80H233L234 82H232V81H230V80H229L230 82H229L228 80H227V81H226V80L224 81V79H223L224 82H223L222 80H220V79H221L220 77H221L222 75H220V77H219V71H218V77L220 78L219 80L216 81V82H218V83H217L218 86H219V84H220V87H218V88L216 87V89L219 90V92H218L219 94H218V95L216 94L217 92H215L216 89L214 88V87H215L214 85H213V88H212V84L209 85L208 87L205 86L206 88H210V87H211L210 91H211V90H212V92L214 91V93H213V95H212L213 97H212V96L207 97V98H208V101H210L209 98H212L213 100H214L215 98H218V99L220 98L219 100H221L222 97H224V98H223L224 100L227 99L228 101H230L232 97H230V95L226 92V91H227V89H226L227 86H226V85L229 84L228 86H230L231 82H232V84H235V85H233V87H234L233 89H236L237 87H239V86H237V85L242 84V82H243L245 85H248V87L251 85V84H250V81H247L248 79H247V80H244V78H245V79L247 78V77H245V69H244V68H245V65H240V64H239L238 66L235 65L236 67H234ZM19 66H17V68H18ZM28 66H26V67H28ZM31 66H32V65H31ZM34 66H32L33 69L35 68ZM70 66H71V67H70ZM86 66H87V67H86ZM239 66H240V67H239ZM20 67H21V69H22V68H25V67H23V65L20 66ZM192 67H193V66H192ZM200 67H201V68H200ZM69 68H70V70H69ZM83 68H84V69L86 68V69L84 70ZM89 68H91L92 71H91ZM141 68H140V71H142ZM144 68H145V67H144ZM178 68H179L180 70H179ZM205 68H204V70H205ZM238 68H240V70H239ZM27 69H28V68H27ZM65 69H64V71H65ZM71 69H72V70H71ZM77 69H78V70L80 69L81 72H80V70H79V72H78ZM95 69H96V70H95ZM137 69L139 70V68L137 67L135 73L138 71ZM175 69H178V70H175ZM197 69H198V70H197ZM206 69H207V68H206ZM217 69H218V68H217ZM217 69H216V70H217ZM86 70H87V71H86ZM97 70H98V71H97ZM182 70H181V71H182ZM234 70H232V71H234ZM93 71H94V72H93ZM225 71H222V73H224ZM56 72H57V73H56ZM70 72H71V73H70ZM75 72H76V73H75ZM89 72H90V73H89ZM97 72H98L99 75L102 74V76L99 77L98 74H97ZM115 72H114V73H115ZM126 72H125V74L128 75L129 80H130V77H132V78H131L132 80L129 81L128 79H124V80H126L127 83H126L124 80H121V79H123V78L125 77L123 73H122V74H123L124 77H123L122 75L118 76V77H121V76L123 77V78L121 77L119 80H121L122 83H126V84H124V85H128L130 89H131V88L134 89V85H135L134 83H137L136 80L139 79V77L142 78L141 75L143 76L144 73L141 74L143 71H142V72H137L136 75H138V73H140V75H139L138 77L136 76V78H135V75L133 76V75L131 74L132 76H129V74H130L131 72H130L129 74L126 73ZM175 72H176V74H174ZM189 72H188V73H189ZM193 72H194V73H193ZM237 72H239V73H238L239 75L237 74ZM242 72H243V73H242ZM94 73H95V74H94ZM100 73H101V74H100ZM180 73H181V72H180ZM188 73H186L187 75H186L185 73H184V74L188 77V76H189ZM77 74L80 75V76H78ZM88 74H89V75H88ZM115 74H116V73H115ZM182 74H183V73H182ZM229 74H228V75H229ZM232 74H233V75H232ZM234 74H235V76H234ZM236 74H237L238 76H237ZM73 75H74V76H73ZM82 75H83V77H85V78L81 77ZM84 75H85V76H84ZM96 75L98 76L99 79H100V78H101V79L99 80L98 78H96V77H97ZM173 75H175V77H174ZM216 75H217V74H216ZM223 75H224V74H223ZM49 76H50V75H49ZM76 76H77V77H76ZM88 76H89V77H88ZM92 76H95V79H94ZM194 76H193V79L191 78L192 82L194 81V78H195ZM200 76H201V75H199V77H200ZM236 76H237V77H236ZM80 77H81L82 80L80 79ZM126 77H127V76H126ZM126 77H125V78H126ZM128 77H127V78H128ZM179 77H181V74L179 75ZM179 77H178V78H179ZM199 77H198V80H199ZM234 77L237 78V79L234 80ZM243 77H244V78H243ZM196 78H197V77H196ZM134 79H136V80H134ZM185 79H186L185 82H187V79H188V78H185ZM210 79H212V77H210ZM239 79H241V80H239ZM254 79H255V78H254ZM70 80L68 81V83H70ZM80 80H81L82 84H80L81 82L79 83ZM87 80H89V81H87ZM98 80H99V81H98ZM127 80H128V81H127ZM196 80H197V79H195V81H196ZM242 80H243V81H242ZM249 80H251V82H252V79H249ZM123 81H124V82H123ZM132 81H133V82H132ZM195 81H194V82H195ZM219 81H220V83H219ZM221 81H222V82H221ZM238 81L240 82V84H239ZM246 81H247L248 83H246ZM253 81H254V80H253ZM84 82H85V84L83 85ZM86 82H87L88 84L90 83V85H91V82H92V83H93V85H91L92 87L90 88V86H89L88 84H87V85H88V86H87V85H86ZM129 82H130V84L132 83L133 86H132V85L130 86V85H129ZM138 82H139V80H138ZM185 82H184L183 84H185L184 86H187L189 82H187V83H185ZM194 82H193V85L195 84ZM209 82H210V81H209ZM209 82H208V83H209ZM216 82H215V85H216ZM225 82H226V83H225ZM228 82H229V83H228ZM78 83H79L80 86H78ZM99 83H100V82H99ZM197 83H198V81L196 82L195 87H196ZM206 83H207V82H206ZM222 83H224V85L226 86V88H225V86H224ZM227 83H228V84H227ZM253 83H254V82H253ZM177 84H178V83H177ZM177 84L175 83V84H173V85L170 87V90L168 91V94H169V95H168V98H167V99H168V102H171V101H172L173 97H171V96H175V95L177 96V94L179 93V91L176 92V87H175V86H176ZM209 84H210V83H209ZM249 84H250V85H249ZM82 85H83V86H82ZM207 85H208V84H207ZM139 86H141V84H138V86L136 85V87H139ZM180 86H182V84H181ZM222 86H224V87H222ZM231 86H232V85H231ZM231 86H230L229 88H232ZM235 86H237V87L235 88ZM240 86H241V85H240ZM75 87H76V86H75ZM87 87H89L90 89L87 88ZM136 87H135V88H136ZM172 87L174 88V91H172V89H173ZM177 87H179V86H177ZM187 87L190 88V84H189V86H187ZM197 87L199 88L198 85H197ZM86 88L89 89V91H88ZM92 88H93V89H92ZM185 88H186V87H185ZM221 88H222V89H221ZM223 88H225V89H223ZM196 89H197V88H196ZM196 89H195V91H196ZM200 89H201V87H200L199 89H197V90H198V91H197L198 94H200L199 92H201V91H199ZM214 89H215V90H214ZM261 89H262V90L259 89L260 92L258 91V92L260 93V94H259V97H260V96L264 97V96H263V95H264V88H261ZM78 90H79V89H78ZM90 90H91V91H90ZM190 90H192V89H190ZM206 90H207V89H206ZM206 90H203V92L206 91ZM208 90H209V89H208ZM222 90H223V92H222ZM225 90H226V91H225ZM82 91L84 92L83 89H82ZM171 91H172L173 94H175V95H173ZM193 91H194V90H193ZM193 91H192V92H193ZM195 91H194V94H195ZM216 91H217V90H216ZM220 91H221V92H220ZM224 91H225V93L228 94V96L224 93ZM85 92H84V93H85ZM203 92H201V94H202ZM208 92H209V91H208ZM212 92H211V93H212ZM258 92H257V93H258ZM261 92H262V93H261ZM222 93H223V94H222ZM190 94H191V96L194 97V94H193V93L190 92ZM192 94H193V95H192ZM188 95H189V94H187L186 96H188ZM203 95H205V94L203 93L202 95H200V96L198 97V99H199L201 96H203ZM214 95H215V96H214ZM219 95H221L222 97H220ZM224 95H225V96H224ZM241 95H242V96H241L242 101H247L248 96L245 95V93H242ZM257 95H258V94H257ZM176 96H175V97H176ZM189 96H190V95H189ZM189 96H188V99H189V101H191L190 103H191V105H192V109L194 110L193 107H194L195 105H196V107H197L198 104L195 103V102H192V101L195 100V101L197 102L198 99L196 100V98H195L194 100H192V98H191V97L189 98ZM196 96H197V95H195V97H196ZM205 96H209V95L207 94V92H206V95H205ZM205 96H204V97H205ZM204 97H201V98H204ZM259 97H258V98H259ZM188 99H187V101H185L186 99H184V101H185L184 103H185V104L188 103ZM204 99H205V98H204ZM212 99H211V100H212ZM218 99H215V100L213 101V103H211V104H210V102H208V105L205 104V102H203V104L199 106V107H200L199 109H200L201 111H203V106H204V111L201 112V113H203V115H204V114H205V115H204V116L201 115V116H199V117H200V119H201V117H205V118H203V119L200 120V121H199V119L196 120L198 123H197V122L195 121V119H194V121L196 122V124H197V126H198V128H197V130H196V132H197L196 135H198V136H200V137H202V138L205 136L204 139L207 138V136H208V132H206L204 129H202L201 126H202V127L204 126V128H205V125H206V124L208 125L209 121L212 120V119H210L211 116H210V117H209V116H206V115L209 114V112H207V111L214 112L213 109L215 110V108L217 109L218 106H219L220 111L223 110L224 113H225L226 111L224 110V109H225V108H224V105H226L225 107H228V106H229V103H228V102H225V101H227V100L224 101V100L222 99V100L225 102V104H223V106L221 105L222 103L219 104L220 102H219V103H218V102H215V101L218 100ZM260 99L264 101L263 98H259V101H261ZM201 101H203V100L201 99ZM259 101H258V102H259ZM263 101H261V102H263ZM168 102L166 103V105L163 104V108L166 106V107H165L166 110L169 109V108H168ZM261 102H259V103H261ZM184 103H183V104H184ZM190 103H188V104H190ZM198 103H199V102H198ZM206 103H207V99H206ZM226 103L228 104V106H227ZM188 104H186V105H188ZM204 104H205V105H204ZM209 104H210V105H209ZM212 104H213V105H212ZM218 104H219V105H218ZM186 105H183L184 108H185V107L187 108ZM216 105H217V106H216ZM183 106H182V108H183ZM220 106H221V107H220ZM189 107H190V106H189ZM189 107H188V108H189ZM196 107H195V108H196ZM214 107H215V108H214ZM165 108H164V109H165ZM167 108H168V109H167ZM182 108H181V109H182ZM188 108H187V109H188ZM190 108H191V107H190ZM190 108H189V109H190ZM219 108H218V109H219ZM164 109L162 110L163 112L165 111ZM176 109H177V111L180 110V108H178V107H176L175 110H176ZM189 109H188V110H189ZM206 109H207V110H206ZM208 109H209V110H208ZM247 109H248V107H247ZM247 109H245V112H244V113H246V111H248ZM169 110H170V109H169ZM169 110L167 111V112L169 113L168 115H170L168 118H171L172 120L175 118L174 120L176 121V122L174 121V124H175V125H174V124H171V123L173 122L171 119L166 118L167 120H170V122L168 121V122L170 123V126L172 125V128H173V129L170 128V130H171V129H172V130H176V128H177V130H178V128H179L178 123H179L180 126L182 125V127L184 128V130H183V128L180 127V128L182 129V130L180 129V133H181V134L184 133V135L186 136L185 138H187L186 141L188 140V142H187L188 147L186 148V150H187L186 153H187V152H189V150H188L189 145L191 146L192 144L196 143V142H195V141H196L195 139H196V137L198 138V136H195V137H194L195 139H193V134L190 132L191 127H192L193 125H191V124H189V125H188V124H185V122H187V123L190 122V123H191V121L193 120V118H194L195 116L192 115V117H191V113H190L191 111L188 112V113H187V112H184V114H182V113L180 112V111H181V110H180V111H178V112H180V113L183 115V118H181V120L183 119L182 121H185V120H186V121H185V122H182V121L180 120L181 122H178L177 120H179V116L176 115V114H178V113H177V112L175 113L174 110H172L171 112H170ZM185 110H186V109H184V111H185ZM193 110H192V111H193ZM186 111H187V110H186ZM215 111H216V110H215ZM172 112L175 113V114H170V113H172ZM189 113H190V114H189ZM195 113H196V112H195ZM206 113H208V114H206ZM215 113H216V112H215ZM217 113H219L218 115H221V113H223V112H219V111H217ZM247 113H248V112H247ZM181 114H180V115H181ZM168 115H167V116H168ZM172 115H173V117H172ZM195 115H196V114H195ZM216 115H217V114H216ZM167 116H166V117H167ZM176 116H178V117H177L178 119L176 118ZM245 116L247 117V114H245ZM208 117H209V118H208ZM246 117H245V118H246ZM213 118H214V117H213ZM219 118H220V117H219ZM176 119H177V120H176ZM214 120H215L216 123H217V126H218V127H217V131L219 130L218 133L220 134V128H219V127H221V126H220V121H218V118H217V117H216ZM245 120H247V119H244V116H243V120H241L242 122L239 120L240 123H242V124L244 123V124H243L244 126L242 125L243 128H244V129H243L244 131H243L242 133H244V132H245V129H246V128H245V127H246V125H245ZM201 121H202V123H201ZM192 122H193V121H192ZM166 123H167V122H166ZM237 123H238V122H237ZM176 124H177V125H176ZM184 124H185V125H184ZM200 124H201V125H200ZM167 125H168V123L165 124V125H163V128H164V126H165V128H166ZM183 125H184V126H183ZM186 125H188V126H186ZM190 125H191V127L189 128ZM207 125H206V126H207ZM235 125H237V124H235ZM185 126L188 127V129H190V130H188ZM185 128H186L187 131L185 130ZM218 128H219V129H218ZM167 129H168V128H167ZM168 130H169V129H168ZM172 130H171V131H172ZM177 130H176V131H177ZM171 131H166V132H171ZM178 131H179V130H178ZM184 131H185V132H184ZM164 132H165V129H164ZM166 132L164 133V136L167 135ZM172 132H173V131H172ZM189 132H190V133H189ZM205 132H206V133H205ZM199 133H200V134H199ZM168 134H169V133H168ZM209 134H210V133H209ZM240 134H241V133H240ZM201 135H202V136H201ZM237 135H239V132H238V134H237V133H236V134L233 133V136H237ZM209 136H210V135H209ZM233 136H232V137H233ZM190 137H192V138H190ZM234 138H235V137H234ZM234 138L231 140L233 143H234V141H235L236 139L239 138V136H237V137L235 138V140H234ZM190 139H191V140L193 139V140H194V143H193V140H192V142H191ZM229 139H231V137H230ZM164 140H165V139H164ZM189 140H190V142H189ZM198 141H199V144H196V145H198V147L196 146V147L198 148L197 155L200 153V152H199L200 149H201V154H203V155H202L203 157H201L200 154H199L200 156L197 157V159L200 161L201 158L204 159V157L206 156L205 153H207L208 151H210V150H208V149L211 148V147H210L211 145L208 144V145L206 146V145H205L206 143H205V142L203 143L202 140H201V143H200V138H199V140H197V143H198ZM236 141H237V140H236ZM236 141H235V142H236ZM183 143H184V142H183ZM190 143H191V144H190ZM187 144H186V145H187ZM202 144H203V145H202ZM194 145H195V144H194ZM204 145L206 146V148H204ZM209 145H210V146H209ZM234 145L236 146L235 143H234ZM258 145H260V143H258L257 146H258ZM202 146H203V147H202ZM196 147H195V151L197 150ZM202 148H203V149H202ZM207 150H208V151H207ZM202 151H203V152H202ZM167 153H168V150H167ZM207 154H208V153H207ZM181 155H182V153H181ZM207 158L210 159V156L207 157ZM199 161H198V162H199ZM201 162H202V160H201ZM201 162H199V163H201ZM163 164H164V165H165V164L167 165L166 162H164ZM189 165H190V164H189ZM189 165H188V168H187L188 170H189V167H191V166H189ZM175 167H176V165H175ZM175 167H174V168H175ZM177 167H178V166H177ZM174 168H173V166H172V169H174ZM170 169H171V168H170ZM176 169H177V168H175L174 170H176ZM177 172H178V171H177ZM189 176H190V175H189ZM189 176H188V177H189ZM206 177H207V178H206ZM206 177H205V179H206L205 182L200 178V180L203 181V182H202L203 184L206 183V182H208V181H210V180H211L210 178H212V177L210 176V174H209V176L207 175ZM209 177H210V178H209ZM193 178H194V177H193ZM188 179H191V178L189 177ZM196 179H197V181H198L199 178H196V177H195V179H194V180H191V181L195 182ZM203 179H204V178H203ZM205 179H204V180H205ZM162 181H163V180H162ZM165 181H166V180H165ZM173 181H174V180H173ZM173 181H172V182H173ZM197 181H196L195 183L198 184V186L195 185V184H193V182H192V184H193L192 186H193V187H192L191 184H190V186L192 187V189H191L192 191H190V193H187L188 195L190 194V197H189L190 199L184 200V202L186 201L185 204H187V207H188V205H190L189 208H191V204L187 203V201H190V200H191V201L193 202L192 199L195 198V197H193V196H196V195L199 196V195L201 194V195L197 198V199H198L197 201H196V199H195V203L197 202V203H196V204H197V207H199V206H198V203H199L200 201H202V202L204 201V199H202V198H205L206 196L208 197V195H207V194H208V189H209V188L207 187L208 185H207V184H204V185H206V186H205V188H202V187H200V186H203V184L199 186V182H200V181H199V182H197ZM172 182L170 183L171 185H168V186L166 185V186H167V189H166V187H164V186L162 185L163 183H162V184L160 183V186H162V188L164 187L166 190H168V188H169V189L172 191L171 195H170V193H169V192H171L170 190H168L169 192L166 191L167 193H169V194H168L169 196H168V198H167V196H165V197H166V199H168L169 201H170L169 197H170V198H171V197H172V198L174 197L173 202H172V198H171V201L167 203L166 200H165V197H164V196H163L164 198L160 197V198H162L161 201H160V199H159V201H160V205L162 206V210H163V211L161 210V212H162V214H163V213L166 214V216L163 214V217L165 216V218H162V217H161V216H162L161 214H160L161 216H160L159 218H162V219H163V220H161V219H160V220H161V221L164 223V225L167 226L168 228H169V225H170V228H169V229H168V228L166 229V227H165L164 225H163V226H164L165 228H162V227H161V226H162V224H161L162 222H160V223L157 224V223L154 222V220H153V222L155 223V227H154V228L156 229V225H158V227H159L158 229H159V230H158V231L156 230V232H155L154 229L150 230V231H152V232L149 231V235H151V236L147 235L148 233H144V234L146 235V238L149 236V237H148V239L150 238L149 241H148V239H146V238L144 237V234H142L144 231H146V232L148 231V230H147L148 227H146V229H144V227H143V228H142L143 230L139 227V228L136 230V231L138 232L137 235L140 237L139 240H137L138 238H136V237H138V236H137L136 234H134V236H133V238H135L137 241L141 242V247H142V248H144V242H146V240H147V242H152L153 245H154L155 247H156V246H159V245L161 244L160 242H162V243L165 242L164 245L166 244V245H165V246H166V250L168 251L169 255H170V254L173 255V254L175 253V252L172 251V248H173V247H171V245H172L171 242H173L174 240H178V239H179V240H178L179 243L177 242L178 245H179V244L181 245V246L179 245V247H180V248H181V247L184 248V246H183L184 244H181V243H180V242H181V241H180V238L182 237V235H181V233L179 232L178 229H180V231H181V229L185 226L184 229H182V231H184L185 234L187 233V236L191 233L190 230L187 228L188 224L191 223V222H190V221L187 222L188 224H187V223H186V224L181 223L183 219H182L181 216H179V215H180V212H179L180 209H179V208H176V209H175L174 207H173V208L171 207V206H172L171 202H172V203H175V201L177 202V200H178V201H180V202H179V205H181V201H182L181 198H177V197L175 196V194H174V189L177 188V184L175 183V181L173 182L174 184H173ZM168 183H169V182H168ZM183 183H184V182H182L180 185H182ZM166 184H167V183H166ZM175 184H176V185H175ZM184 184H185V183H184ZM184 184H183V185H184ZM180 185L178 186V192H179V194H180V192L182 191L181 189H183V188H182L183 185H182V186H180ZM174 186H175L176 188H174ZM184 186H186V185H184ZM194 186H196V188H197V187H200V188H198V189H200V190L203 189V192H204L205 194H202L201 191L199 192V190H198V189H195ZM179 187H181V188H180L181 191L179 190ZM191 187H190V188H191ZM203 187H204V186H203ZM186 188H187V187H186ZM206 188H207V190H205ZM193 189H195V190H193ZM183 190H184V189H183ZM204 190H205L206 192H205ZM194 191H195V192H194ZM196 191L199 192V193H197L196 195H193V196H192L193 198H192V197H191V195H192L191 192L196 193ZM166 192H165L164 194H166ZM179 194H177L178 197H179ZM183 194L186 195V194L184 193V191H183ZM184 195H182V196H183V199H185V197H186V196H184ZM188 195H187V196H188ZM203 195H205V196L203 197ZM182 196H181V197H182ZM197 196H196V197H197ZM200 197H201V198H200ZM175 198H176V199H175ZM186 198H187V197H186ZM191 198H192V199H191ZM199 198H200V199H199ZM179 199H180V200H179ZM201 199H202V200H201ZM192 202H191V203H192ZM202 202H200V203H202ZM169 203H170L171 205H169ZM177 203H178V202H177ZM193 203H194V202H193ZM193 203H192V204H193ZM200 203H199V205H200ZM144 204H145V203H144ZM196 204H195V205H196ZM142 205H143V204H142ZM175 205H176V204H175ZM175 205H174V206H175ZM183 205H184V203L182 204V206H183ZM145 206H146V205H145ZM176 206H178V205H176ZM226 206H227V204H226ZM226 206H223V208H224V209H223V208H221L222 206H221L220 204H218V205H217V204H211V206L209 205L210 208L208 207V209H209V210L213 209V211H212V210H211V211H212L213 213L217 214V213H219V212L225 210V209L227 208ZM143 207H144V205L142 206V208H143ZM158 207H159V206H158ZM195 207H196V206H195ZM200 207H202V205H200ZM200 207L197 208V209H198V212H199V210H200V211H201V210L203 211V209L200 208ZM142 208H141V209H142ZM171 208H172V209H171ZM160 209H161V207H160ZM173 209H174V210H173ZM143 210H144V208H143ZM169 210H171V211H169ZM157 211H158V209H157ZM157 211H156V212H157ZM176 211H177V212H176ZM161 212L158 211L157 213L159 214V213H161ZM175 212H176V214H175ZM198 212H197V213H198ZM263 212H264V209H263ZM141 213H142V211H141ZM141 213H140V214H141ZM157 213H156V214H157ZM168 213H169V214H168ZM202 213H204V211H203ZM173 214H174V216L176 215L175 217H177V218L174 219V220H175L174 223H173L174 225L172 224V222H173V219H172ZM198 214H199V213H198ZM141 215H142V214H141ZM171 215H172V216H171ZM174 216H173V218H174ZM199 216H200V214H199ZM180 217H181V218H180ZM200 218H201V217H200ZM181 219H182V220H181ZM158 220H159V219H158ZM158 220H155V221H158ZM166 220H167V221H166ZM171 221H172V222H171ZM200 221H201V220H200ZM151 222H152V221H151ZM151 222H150V223H151ZM153 222H152V223H153ZM158 222H159V221H158ZM170 222H171V223H170ZM255 222H256L257 225L260 226V223H259L258 221H255ZM200 223H201V222H200ZM139 224H140V223H139ZM142 224H143V223H141L140 226H142ZM147 224H148V223H147ZM159 224H161V226H159ZM168 224H169V225H168ZM180 225H183V226H181V227L179 228ZM189 225H190V224H189ZM143 226H146V225H143ZM147 226H148V225H147ZM151 226L153 227L154 224H153V225H150L149 227H151ZM175 226H178V227H175ZM201 226H203V225H201V224L199 225V224L197 223V226H196V229H197V231H196V236H197V238H196V240L194 239V243H193L194 246H189V249H188V252H189V254H190L189 257L192 258V259H190V258L188 257V259H189V260H193V261H194V260H195V261H198V263H197V262L191 263V262H193V261H189V263H190V264H195V263H196V264H222V262L224 261L223 264H224V263H225V264H232V263H231V259H229L231 256L227 257V256L225 255V256L227 257V259H225V260H226V261H225V260H223V256H224V255H223V252H220V250H221V251H224L225 254H228V253H227V251H228V247H226V246H227L226 244L229 245V242H228V243H227V242H222V243H220V244H221V247H220L219 249H218V248H215L217 245L214 246V245H215L214 242H204V241H206V239H205L204 234H203V233H204V229H202ZM152 227H151V228H152ZM160 227H161V228H160ZM203 227H204V226H203ZM260 228H262V227H260ZM149 229H150V228H149ZM162 229H164V230H162ZM153 230H154V231H153ZM160 230H162V233H160V232H161ZM139 232H140V233H139ZM141 232H142V233H141ZM158 232H159V233H158ZM197 232H199L198 234H199V235L201 236V238L203 239V241H202L203 244L200 242L202 239H200V236L197 235ZM151 233H153V234L155 233L154 237L152 236ZM157 233H158V234H157ZM139 234H140V235H139ZM185 234H184V236H185V237H184V242H186V241L189 240ZM202 235H203V236H202ZM135 236H136V237H135ZM165 236H166V237H165ZM151 237H152V238H151ZM133 238H132V239H133ZM198 238H199V239H198ZM152 239H153V240H152ZM157 239H159V240H157ZM197 239H198V240H197ZM140 240H141V241H140ZM167 240H168V241H167ZM196 241H197V242H196ZM156 242H157V243H156ZM168 242H170L171 245H170V244L168 245ZM154 243H155V244H154ZM206 243H207V244H206ZM225 243H226V244H225ZM174 244H175V243H174ZM212 244H213V245H212ZM153 245H152V246H153ZM164 245L162 244L161 247H163ZM204 245H205V246H204ZM207 245H208L209 247H208ZM223 245H224V246H223ZM225 245H226V246H225ZM165 246H164V247H165ZM172 246H173V245H172ZM222 246H223V247H222ZM191 247H192V248H191ZM206 247H207V248H206ZM182 248H181V249H182ZM199 248H200V249H199ZM223 248H224V249H223ZM211 249L214 250V252H213ZM215 249H216V250L218 249V250L216 251ZM154 250H155V249H154ZM157 250H158V249H157ZM166 250H165V251H166ZM173 250H174V248H173ZM189 250H191L192 252L189 251ZM210 250H211V251H210ZM161 251H162V250H161ZM215 251H216V252H215ZM218 251H219V253L222 254L221 256L219 255V257H218V253H217ZM262 251H263V249H262V250L259 249V250L257 251V253H259V256H260L259 259H257V261L262 260V261L264 262V259H262V258H264V256H263V255H264V254H263L264 251H263V253H262ZM153 252H156V251H152V253H153ZM188 252H187V253H188ZM193 252H194V253H193ZM207 252H208V253H207ZM229 252H230V250H229ZM168 253L166 254V253L163 251V254L168 255ZM191 253H193V254H191ZM212 253H213V255H211ZM215 253H217V254L215 255ZM260 253H261L262 255H261ZM156 254H157V253H156ZM156 254H155V255H156ZM161 254H162V252H161ZM161 254H160V255H161ZM189 254H188V255H189ZM198 254H199L200 256H199ZM229 254H230V253H229ZM229 254H228V255H229ZM153 255H154V254H153ZM160 255H158V256H160ZM166 255H164V256H165L164 258H165L166 262H168V261H170L169 257L172 258V256H171V255L168 256V259H169V260H168V259H166V258H167ZM256 255H258V254H256ZM191 256H192V257H191ZM201 256H204V257H201ZM197 257H198V258H197ZM200 257H201V258H200ZM154 258H156V257L153 256V260H154ZM196 259H197V260H196ZM198 259H199V260H198ZM204 259H205V260H204ZM167 260H168V261H167ZM171 260H172V259H171ZM172 262H173L172 264H178V263H174V261H172ZM168 263H169V262H168Z\"/></svg>",
  "mask_w": 264,
  "mask_h": 264
}]
</instances>
